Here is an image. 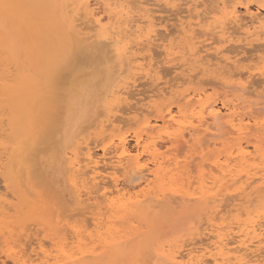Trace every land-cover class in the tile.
<instances>
[{
    "label": "rangeland",
    "instance_id": "rangeland-1",
    "mask_svg": "<svg viewBox=\"0 0 264 264\" xmlns=\"http://www.w3.org/2000/svg\"><path fill=\"white\" fill-rule=\"evenodd\" d=\"M1 1L11 2V3L15 4L16 7L18 6V3L19 4L21 3L19 5L18 9L22 13L24 11V13H23L25 16L24 19H25V21L28 20V22L23 23V21H24L23 20L22 21L23 24L18 25L16 21H11V19L0 10V60H1L0 61L1 62V64H0V72H1L0 73V84H1L0 85V91H1V93H0V125H1V127H0V204L2 203L0 205V214H1L0 215V245H1L0 246V264H7V263L8 264H23V262L24 263L27 262L26 264H31L32 260H33V262H35L34 264H37V263L39 264L42 261V259H39V258H40V256L41 257L43 256V255H41L42 251H40V248H39L40 244L43 246L42 247L43 251L45 250V251H47V253L51 252L50 254H52V258L54 260L50 259L49 260V262H51L50 264H52V263L53 264H63L64 263V261L62 262L61 257L59 258V256H60L59 252H60V249L62 247H65V249L66 250L68 249L69 252H71V253L72 252H78L80 247H82L81 249L84 251H88V250L91 251V249L92 250L96 249V252L94 254H91V258L96 259L93 264H96V263L99 264V262H100V264H169L171 262L170 259L174 255L177 257V259L179 258L178 259L179 261H181L182 259L183 260L186 259L185 261H187L189 259V257H188L189 252L192 251L193 246H194V249H193L194 251H197V249H196L197 247L201 248V244L199 246L196 244H198L199 241L201 243V241H204V239L205 240L207 239V238H205L206 233L208 231L206 228L210 227V225H208V224H209V222H211V219H214L213 221L216 225H220V224L224 225V226L228 225L227 226L228 228L226 227L227 229L231 228V226H232V228L234 227L235 231H237L236 227L238 226V224H243V222L245 223L246 221L250 220V218H252V220H253V217H254L255 221L258 220V223L264 222V218H263L264 217V215H263V213H264V207H263L264 206V188L263 187L259 188L256 191L254 190V192L252 191L253 193L250 192L252 195L249 198L248 197L244 198V196H243V197H240L241 198L240 199V198H237L238 194H240V193H238V194L236 193L237 191L239 192V190H236L237 187L239 186V183H237L238 185L236 184V186H232L229 184L230 187H228L229 188L228 193L227 192L223 193L224 196L222 197L223 200L219 203L220 206L217 203H216V205H214L215 203L211 202L212 200L209 201L210 203H206L207 201H203V200H201L203 203L200 201L185 200V202L187 201L185 203L184 200H181L182 198H180V196H178V194H175V195H177V196H175L173 194V192H171V190L172 191L178 190L180 188H181V190H182V188H184L182 190L183 192H187V190L189 193L199 192L203 181H205V179L209 180L207 178H209L211 175V173L209 174V172H211V170H210L211 167L207 163L210 164V162L216 160V158H219V160L222 159L221 161L224 162V159L227 158L229 153H231V154L237 153L236 149L238 148V145H237V143H235L234 140L233 141L232 140L226 141L225 140L226 137L216 136V135H219L220 133H224L225 130L217 131V132H215L216 135L214 133L213 136L207 137L206 139H205V136L204 137L201 136L202 137V138L200 137L201 140L204 139V141L208 140L210 142V144L207 143L208 147H206L204 149L203 153H201L202 149L201 148L199 149V146L202 144H199L200 142L198 143V141H190V143H189V142H187V139H186V142H185V140L184 141L180 140L181 142H178V144L175 140L173 142H171L169 139H166V137H167L166 131H168V130H166L165 127H163V126L158 127L159 129L157 128V131L154 132V134H155L154 136H156V135L158 136L160 134L161 135L163 134L162 139H159V142H161L163 140L162 142L165 143V147H163V149H160V152H162V154L165 153V155L163 154L164 156L167 155L166 157L168 159L166 158L167 159L166 162L168 163L169 166H171L170 168L174 167L176 169V167L174 166V163H173V162H175V160L179 159L180 162H182V160L185 159V157L187 158V157L192 155L193 159H191L192 161L189 159L190 161L188 160V163L194 162V164L192 163V165H194V166L190 167V168H193V170L189 168L190 170H192L191 173L189 172V174L188 173L187 174H185V173L181 174V170H179L180 174L177 173L178 175L176 174V176H174L175 178H173V181H174L173 182L172 178L170 179V177H173V175L176 172L174 174H171L172 169H173V172L175 171L174 168L168 169L171 172L170 176H169V174H166L168 172H166L164 174L162 173V176H164V177H162V181H164V180H167V181H165L163 183L164 184L163 186H162V184H160L161 182L159 183L156 181L155 183H157V184L156 185L154 184L155 189H153L155 191V192L153 191L154 195L160 194V193L165 195L163 197V200H161L162 202L160 201L159 204L158 203L154 204L152 202L145 201V202H142L140 204L135 205L128 212L118 211L117 209H113V208L106 209L105 207L109 204L102 197L103 196L102 195L103 190L101 192L99 190H97L98 188H96V190H95L93 188V185H90L91 187L89 186V183L87 184L86 188H87V190H88V188H90L89 190H91V194H90L89 190H88L89 191L88 193L90 194L91 197H92V195H94L93 197H96L95 198L96 200L93 198V199H91L92 201L91 200L88 201L87 198L90 196H88L89 194L86 193L87 190H85L86 191L85 194H83L84 193L83 190L85 188H83V190L81 189V192H79V193L76 192L78 189L74 188L75 186L72 187L73 184L71 182L72 171L71 170H69V172L66 171V170L71 168L70 162H72L76 158H77L76 160L79 161L80 157H82L80 159L81 160L80 162H82L83 160L84 161L82 162L81 165L84 166L86 164V162H85V154L87 151L86 150V144H90L89 145L90 147L95 146L96 152L100 156H102V150H103L104 146L110 145L113 140H114L113 143L117 144L119 138H125L126 139L130 154L133 156H135L136 154H138L141 151V149H142L141 146L145 145L146 152L144 150L145 147H143V150L146 154H144V152L141 154H142V156L144 154V156L142 158L145 159L144 161H147L149 158H151L150 154L147 153V151H148L147 146H149L148 152H150L151 146L149 144L152 143V140H149V142L151 141L150 143L146 142L148 139L143 134L144 131H145L144 133H146L144 123L150 121L154 124L156 119H158L160 112H162V110H164L163 112H165L164 108L166 107L167 104L170 105L169 103H171L174 107V110H176V104H173V103L176 102L177 100H180V98L178 99V97L182 94L183 95H187L188 93L191 94V93H193L192 91L200 90L203 88V89H206V91H207L206 97H208L210 99H218V98L221 99L220 97L223 98V96H221V95H223V93L225 91L229 92V90L230 91L232 90V92H234V99L233 98L229 99V97H228L225 100L230 101L231 99L235 100V98L241 100V98H243V100L251 101L252 103L254 102V105L252 108L257 109V110L255 109L256 113H259L262 109L264 110V98L260 97V95L264 96V80H263L264 75H260L263 77L259 78V76H255V77L251 76L250 77L249 74H247V72L248 73L249 72H255V70L260 68V67H261L260 69H264V51H263L264 46L261 47L262 45H264L263 44L264 43L263 32L260 33L261 35L259 34L258 36H255L254 40H253V38H250L251 45H249V46L246 45L247 44L246 41L245 42L243 41L245 43V45L243 44L242 39L244 38V36H243V38L241 37L240 39H238L239 37L236 38L237 41L234 39V42L232 41L233 43H231V44L229 42L227 44L225 41H224V43L222 41H221L222 43H219L220 41L215 42V45L212 46L213 50H214V47H215V49L223 50V52H225L224 53L225 56L230 57L231 62H233V64H227L226 62H222V61L218 60L219 58L214 53L215 52V50H214V51H211L212 53L206 52V53L202 54L203 56H206V54L209 55L208 59L210 61L212 60V63H214V64H212V63L211 64L213 66H210V67L202 66V68H204V69H201L200 64H196L195 62L192 61V59H189L190 58L189 53H190L191 49L194 46L195 47L199 46L198 48H200L201 45L197 44L198 40H194L190 36L189 37L184 36L183 32H180L182 30L181 28L183 27L184 24L186 25L189 22L192 24H195V23L197 24V22L201 18L193 17L194 18L193 19L191 17L194 14L197 15L198 12H199V14L204 12L205 13V14L203 13L204 15L208 14L211 16V17L209 16L210 18L213 17L214 19L209 18L211 20V21H209V19H208L207 22L209 24L208 23L204 24L202 22V24H201L202 29H201V27H199L200 29L197 28L198 25L197 26L193 25V27L195 28V30L198 33V35H197L198 37L200 34H202V31L204 29L209 32L210 29L215 28V26H217V24L218 25L223 24L224 22L227 24H223V25H226V28L228 25L229 31L233 32L235 30V27L233 25L234 23L230 19L231 15L228 16V14L231 13V11H229V9H231L232 7L231 8L229 7V9L227 10V11H229V13L227 12L228 13L227 14L224 12V10H222V12H221V7L219 8L220 10L218 9L219 12H218V10H216L217 7L220 5V4L218 5V3H220V0H198V1H200L199 4H198V2L197 3H195V2L191 3L190 1H193V0H179V1L178 0L177 1L176 0H163V1L158 0V4L160 6L157 5L156 0H149V1L148 0H136V3L133 2L134 0H122V1H127V3L131 1L130 2L131 4L128 3L129 6L131 5L130 7H132L133 3H135L137 5L138 4L137 2H139L140 5L138 4V6H136L135 4H133V6L135 5L136 8L132 7V9H134V11H135V9H136V11H138V9L141 8L143 11L139 9L140 11L134 12V14H136L134 16V18H136L135 19L136 21L135 20H134V22L131 21L132 23L130 25L132 26V24H133L134 29H132V30H135V31L134 32L132 30H131V32L128 31L129 33H126L123 35L124 37H123L120 44H118L117 46H114V47L111 46L113 50H116L117 49L116 47H118V49L121 50V52H122L121 56H119L118 54L116 55V56H118L117 57L119 59L118 60L116 58V56H114V54H110L108 52H107V54L104 53L107 51V45H106L107 42H105V45H106L105 50H104L105 46L103 45L104 51H102L101 48H99L100 47L99 43H98V45H96L97 41L95 42L94 40L93 41L95 43L92 40H90L91 42L87 41V43L86 42L81 43L84 41L83 38H82V41H80L81 39L80 40L78 39L80 41V43L82 44V47L80 44H78V45H80V48L78 47L77 44L76 45L72 44L73 40H77L78 37L79 38L82 37V36H78V32L76 31L77 28L75 29V27L77 26L76 24H78L80 22V25H81L82 22H85L88 20V17L86 19H82L80 21L78 20L76 22H73L72 20H70L68 17H70L72 15L71 12L68 15H65V13L63 12L64 9H62V7H65V6H63L64 2H65V4L67 2H68L67 4H69V3H71V1H67V0H35L37 2H34V0H25V1L24 0L23 1L1 0ZM140 1L143 2L142 3L143 5H141ZM146 1L148 3H150V2L154 3L155 2L156 5L155 4L152 5V3H150L149 5L148 4L144 5L145 3H147ZM90 2H92L91 5H92V8H94L95 7V6H93L94 1L92 0ZM177 2L180 4V5L178 4L179 6L177 5ZM201 2L203 5L201 4ZM229 2H230V0H229ZM212 3H214V4H212ZM36 4H37L36 9H35L36 11L33 10L30 12L32 5H36ZM196 4H197V8H196ZM230 4L231 5L233 4L236 7L238 6L237 10L238 11L240 10L239 15L241 16L243 21L250 22L252 20L251 15L253 16V18H254V16L258 17L259 15H260L259 17H264V7H263L264 6V0H233V1L231 0ZM198 5H200V6H198ZM261 5L263 8L260 7ZM137 7H139V8H137ZM158 7L159 8L161 7V8L159 9ZM163 7H164V9H167V10H165V12H163V10H164ZM148 8H150V9H148ZM151 8L153 11H151ZM168 8H170L171 11ZM174 8H176V9H174ZM26 9L28 12L25 11ZM145 9L147 12H144ZM179 9H180V11H178ZM185 9H187V10H185ZM68 10L71 11V9H68ZM119 10L120 9H118V11ZM172 10H174V11H172ZM190 10H193V11H191V13H190ZM214 10H215V13H213ZM115 11L118 12L117 9ZM186 11H187V13H186ZM173 12H176V13L173 14ZM181 12H183V13H181ZM78 13L81 14L78 17L84 15V12H82V11H80ZM224 13L227 14V16H225ZM258 13H260V14H258ZM25 14L28 16H26ZM29 14H30V18H29ZM54 14L56 16L54 21H52V19L48 20L47 17L50 15H54ZM134 14H132V18H133ZM140 14H142L145 18L149 17L152 21L151 23H154V24L151 25V23L148 22L147 19H145V18L142 19L141 16H139ZM187 15H188V17H187ZM42 16L44 18H41ZM174 16H175V18H174ZM78 17H76V19ZM163 19H164V22H163ZM215 19L216 20L218 19V21H216ZM248 19H250V20H248ZM137 20H139V22H137ZM226 20H229V22ZM29 21H31L30 24H29ZM107 21H108V19L105 20V23H107ZM219 21H220V23H218ZM32 22H33V25H34V22H36L35 23L36 25L38 22V25H39L38 28L41 30L40 32H39V29L37 28V26H35V25L30 26L32 24ZM86 23H87L86 26L84 23L82 26H77V27L83 28L85 26L84 27V28H86L85 33L88 35H92L93 33H95L93 30L94 28H92L93 24L91 22H88V21ZM156 23H158V24H156ZM231 23H232V25H231ZM141 24H142V26H141ZM143 24H146V25H143ZM27 25H29V26H27ZM87 25H90V26H87ZM122 25L124 27L125 24H122ZM137 25H139L140 28L141 27L143 28V26H145L144 27V28H146L145 31H143L144 29L143 30L138 29ZM148 25H151V26H148ZM173 25H176V26H173ZM40 26H42V28ZM34 27H36V28L34 29ZM147 27L148 28L150 27V30L152 29L154 31H152V33H151ZM172 27H174V29ZM206 27L209 30H207ZM230 27H231V29H230ZM31 29L35 33L30 32ZM136 29H138V31ZM155 29H157V30L161 29V30L155 31ZM236 29H238V28H236ZM162 30H165V31L163 32ZM178 30H180V31L178 32ZM199 31H201V32L199 33ZM206 31L205 32L203 31L204 35H203V38L200 37V40H202V41L205 40ZM143 32H145V33H143ZM146 32H148V34H146ZM69 33H71V34L73 33V34L71 35ZM178 33H179V35H178ZM180 33H182V34H180ZM144 35L145 36L147 35V37H145ZM148 35L153 37V38L150 37V39H152L154 41L149 40ZM2 36H5V37H2ZM37 36H39V37H37ZM75 36H76V39H75ZM171 36H172V39H171ZM173 37L176 38V41H174L175 39ZM262 37H263V39H262ZM157 39H159V40H157ZM166 39H168L169 41ZM260 39H262V40H260ZM75 42L78 43V41H75ZM235 42H239V43H235ZM90 43L94 44L95 47L92 46ZM102 43H101V45H102ZM122 43L124 44L123 46H122ZM206 43L207 42H205V44ZM240 43L242 44V47H241V45H239ZM259 43H260V47H257V46H259L258 45ZM154 44H156V46ZM159 44L161 45V47H162V44L165 45L166 48L168 46H170L168 48H172V49L174 48V49H176V51H174V49H173V51H172L173 55L168 57L167 55H164L165 54L164 49H163V47L162 48L159 47L160 46ZM169 44H171V45H169ZM208 44H210L209 41H208ZM184 45H186V47ZM76 46L78 47V49H75V50L78 53L74 52L75 56H73L74 54H71L72 48L74 49V47H76ZM233 46L236 49L237 48L239 49L238 50L239 53L237 52L236 49H234ZM236 46H239V47H236ZM111 47L109 48L110 50H111ZM205 47L206 48H204V49H210L207 45ZM225 47H227V48H225ZM231 47H233V49H231ZM253 48L256 49L257 51L254 50ZM89 49H92L91 50L92 53H90ZM109 49H108V51H109ZM240 49L242 50V52L240 51ZM252 49L254 51H252ZM84 50H88V51H85L86 52L85 53ZM128 50L132 51V52L130 53ZM234 50H236V52ZM82 51L85 53V55L87 54L88 56L87 55L83 56V54L80 55V53ZM98 51H100L101 53ZM113 52H115V51H113ZM133 52L136 53V55H134ZM158 52L160 54H162V53L163 54L160 55ZM231 52L232 53L234 52L233 55L235 57L232 55ZM99 53L102 56V58L100 57V59L98 57ZM105 54H106V57H105ZM131 54H132V56H131ZM155 54L159 57H157ZM139 56L144 57V58H147L148 56L149 57H148L147 61H146V59L144 61H142L141 58H137ZM152 56L153 57L155 56V58H153ZM214 56H216L217 59L216 58L214 59ZM231 56L234 58L232 59ZM80 57H81V59H80ZM86 57H89V59ZM93 57H94V60H93ZM247 57H248V59H247ZM71 58H73L75 61ZM97 58H98V61H100L101 63L95 62V61H97ZM132 58L135 59L134 60L135 62L132 61L133 60ZM172 58H173V60H172ZM211 58H213L214 60ZM239 59H240V61H239ZM243 59H246L247 61L246 60L244 61ZM123 60H126L127 64ZM129 60H131L130 61L131 63L129 62ZM82 61H83V63H82ZM113 61H114V63H113ZM121 61H123V62H121ZM158 61H160V63ZM237 61H239V62H237ZM78 62L81 63L82 65L80 64L81 65L80 66ZM161 62H163V63H161ZM123 63L126 64L127 66L123 67V65H124ZM128 63H130L129 68H128V66H129ZM133 63H135V64L133 65ZM138 63H141V64L143 63L145 65L149 63L150 69L153 67H154L153 69H155L158 66L157 70H154L155 74H154V72L152 73L153 76L155 75L154 77L157 78V79H155L157 81L156 84L151 83L154 80L153 76L149 79H147V77L143 76L145 71L143 72L141 70V68L137 67L138 65H140ZM154 63H156L155 64L156 66L154 65ZM178 63H180L181 66H178L179 65ZM72 64H73V66H72ZM162 64L165 66V68H168L169 70L171 68V70L170 71H168V69L163 70V67H161ZM175 64H176V66H175ZM6 65H7V67H6ZM70 65L72 66L71 68H70ZM133 66H136V67L133 68ZM187 66H189V67H187ZM196 66H198V68L200 70H198V68ZM230 66L233 68H231ZM10 67H12V68H10ZM74 67L76 69L78 67L79 69L76 70ZM190 67H192V69H190ZM63 68L64 69L67 68V69L64 70ZM127 68L129 70H127ZM186 68H187V70H186ZM194 68H196V69H194ZM1 69H3V70H1ZM58 69H59V71H58ZM146 69H147V66H146ZM213 69H214V71H213ZM249 69H251V70H249ZM17 70L20 74L17 72ZM117 70H118V73L116 72ZM124 70H125V72H124ZM161 70H163L164 72ZM71 72H73V73H71ZM241 72H243L242 76H244V77L241 80H239L237 74H234V73L241 74ZM244 72H246L245 73L246 75L244 74ZM256 72H258V71H256ZM63 73L65 75L61 76ZM113 73L116 74L115 75L116 77L115 76L113 77V75H114ZM158 73H161V75L160 74L157 75ZM162 73H164V74H162ZM139 74L142 77H140ZM168 74H170V75H168ZM193 74L195 77L193 76ZM68 75H69V78H68ZM189 75H191V76H189ZM4 76H6L8 78H6ZM55 76H56V78L58 76V81L55 78ZM59 76H60V78H59ZM120 76H122L124 78H122ZM112 77L115 78V80H113ZM143 77H144V79H142ZM158 77H161L162 79L158 80L159 79ZM245 77H246V79H245ZM63 78H67L68 82H66V79H65V81L62 80L63 81V83H61L62 86L64 84V86L70 87L73 83H80L82 86H88V88H90L93 95H96L95 96L96 100L90 104L89 109L86 111V113L84 115L83 122L80 124L79 128L77 129V135H79L80 132H82L84 129H86V128H89V129H87V131L86 130L83 131L84 135L82 134V136H81L82 139L80 138L81 140L76 139V138H75L76 140L75 139L73 140L75 142V144L77 143V145H75L73 143H72L73 145L70 144L69 147L72 145L71 149L65 148V145L62 142V139H63L62 136H59L60 139L58 137L57 139L52 140L51 137H53V136L49 135V139H50V141H49V139H48L49 132H48V134L46 133V129L48 127L47 125L49 123H53V122H51L53 120V118L50 115H51L52 111L55 110L53 105L55 106L56 104H53L52 101H59V102L61 101L58 93L62 92V91L60 92V90L62 88H60V85H57V83L60 84V82H62V81H60V79H63ZM163 78H165V79H163ZM178 78H181V79H178ZM257 78L261 80V81L258 80L256 82L259 86H257L255 84V82H253V81L257 80ZM39 79H40V81H39ZM55 79H56V81H55ZM121 79H123V80H121ZM204 79H205V81H207V82L209 81V82L206 84V82H204ZM209 79H211V83L215 82V84L209 85V83H210ZM127 80H128V82H126ZM155 80L153 81L154 83H155ZM169 80H170V82H169ZM250 80L252 82H250ZM119 81H120V83H119ZM130 81L132 84L130 83ZM146 81H147V83L148 82L149 83L146 84ZM53 82H54V84H49V83H53ZM158 82L160 85L158 84ZM240 82L243 83L245 87L248 86L249 89H248V87H246V90L248 89V91L250 93L252 91L253 94L252 93L250 94L247 92L243 93L246 90L245 91H243L241 89L237 90L238 88H236V87L238 86V84ZM36 83H38V84H36ZM113 83L116 85H118V84L121 85V83H122L123 87L127 86L129 88L128 89L129 91L127 90V93L129 92L128 94L130 96L127 93H126L127 96L125 93H123L124 95L120 94V93L116 94L117 92H115V89L116 88L122 89L123 87L120 85H118V86L113 85ZM167 83H169V84H167ZM251 83H253V84H251ZM107 84H109V85H107ZM229 84L234 85L236 87L231 88V89H228V87L225 88V86H227ZM51 85H55L56 88H54V86L51 87ZM104 85L105 86L107 85V86L105 87ZM154 85H156V86L154 87ZM1 86L3 87V89H1ZM169 86L171 87V90H170ZM178 86H181V87H178ZM256 86H257V88H256ZM41 87H43V89ZM52 88H54V89H52ZM57 88L59 90H57ZM110 88H111V90H110ZM112 88H114V89L112 90ZM149 88L153 89V90H150ZM6 90H7V93L4 92ZM55 90L58 91L57 94L54 93ZM156 90H158V91H156ZM40 91H42V94H44L46 96L42 97L41 93L39 94ZM164 91H165V94L167 93L168 96L163 94ZM108 93H109V95H108ZM110 93L112 95H110ZM135 93H136V95H134ZM161 93L163 95H165V99L159 98L156 96V95L161 94ZM140 94H142V95H140ZM39 95H40V98H42V100H44L43 98H45L46 104H48V103L49 104L48 105L43 104L44 102L40 99H39L40 100L39 101L37 99V98H39ZM48 95H50L51 98H47ZM55 95H58V96H57V98L53 99V97ZM104 95H105V97H104ZM121 95H123V96H121ZM36 96H37V98H36ZM62 96H63V94L61 95V97ZM154 96H156V97H154ZM254 96H256V98ZM146 97H148V98L146 99ZM176 97H177V99H176ZM239 97H241V98H239ZM258 97H260V98H258ZM27 99H29L28 100L29 106L27 105L28 104L27 101L25 102V100H27ZM101 99H104V100H101ZM49 101H51V102H49ZM142 102H144L143 103L144 105L145 104L149 105L150 103L152 105H155V106L157 105L156 106L157 108H152V109H154V112L152 113V115L149 114V112H151L150 110H147V111L144 110L146 112L143 111L142 115H140L141 112L134 113V111H137L139 109V107H141V105H143ZM158 102H160V103H158ZM218 102H220V100H218ZM240 102H242V100L239 101L238 103H240ZM256 102H258L260 104L263 103V104L255 107ZM31 105H32L31 109L36 110L35 114L29 108ZM41 105H43L45 107L43 112L41 110L43 107L40 109ZM138 105H139V107H138ZM58 106H60V104H58ZM257 107H259V108H257ZM121 108L125 109V110H122ZM158 108L160 109V112L158 111L159 113H157L155 111ZM38 109H40L39 111H41V112H39ZM117 109H121V110H117ZM4 110L6 112H4ZM124 111L126 112L127 115H125ZM255 112H253L255 114L254 116H259V115H256ZM103 113H105V114H103ZM122 113H124V114H122ZM138 113H139V115H138ZM263 113H264V111L260 115H264ZM32 114H34V115H32ZM131 114H132V116H131ZM144 115H146L145 118H144ZM48 116L51 117L52 119L49 118ZM149 116H152V117H149ZM155 116H157V117H155ZM125 117L126 118L128 117L127 121H126ZM19 118H21V119L19 120ZM44 118H45V120H44ZM129 118H130V120H129ZM146 118H149V119L146 120ZM37 119L41 120V122H39L40 124L38 123ZM108 119H110V121L113 123L114 126L111 125V122H109ZM115 119H116V123L114 121ZM2 120H4V122ZM43 120L46 122H44ZM92 120H93V122H92ZM95 120H97V121L95 122ZM117 120H121V121H119L121 123H119ZM122 120H123V122H122ZM143 120H144V123H143ZM128 122H130V123L132 122V124H128ZM122 123H124V124H122ZM88 124L90 126L92 125L93 127L91 126L92 127L91 128L89 126V127L85 128V126H88ZM94 124H96V125H94ZM116 124H118V125H116ZM98 125H99V127H97ZM103 125L104 126L106 125V126L103 128ZM109 125H111L114 128H109V127H111ZM131 125H133L134 127H132ZM4 128H6V129H4ZM96 128L99 130V134H97L98 130ZM107 128L110 130H108ZM116 128L118 129V131ZM175 128L177 129V127H174L173 130H170L169 132H173ZM115 129H116V131L112 132V130L114 131ZM121 129H123V130H121ZM80 130H82V131H80ZM102 130L104 132L106 131L105 132L106 134H104V132ZM140 134L141 135L143 134V136H144L143 141L148 143V145L143 144L144 142L142 141L143 145L141 144L140 147H137V144H136L137 139L136 138L138 137L137 135L140 136ZM259 136L260 135H258L257 133H253L249 137L250 141L249 140H247V141L243 140L242 145L250 151L251 155H249L248 159L250 160L252 158L251 156L254 155V158H253L254 160L258 159V162H260L259 159L261 161L263 160L260 165L257 162V165H259L260 167H264V154H263L264 153V138H261V140H260ZM112 137H113V139H112ZM261 137H264V136L262 135ZM93 138H95V139L93 140ZM145 138H146V140H145ZM54 140L60 141L59 144L57 143L58 144L57 146H59L60 149L62 148L61 150L58 147H56V144H52ZM91 140H93L94 143L90 142ZM20 141L22 142L21 144H23L22 146L20 145ZM208 141H206V142H208ZM219 141H223V142L221 143ZM229 141H231L233 143H230ZM46 142L48 144L50 142H52V143H51V145H48V144H45ZM54 142H57V141H54ZM99 142H102V143L99 144ZM174 142H176V143H174ZM206 142H204V144H206ZM211 142H213V144L216 146L212 145ZM236 142H238V141H236ZM247 142H250V143H247ZM181 143L183 144V146L186 145V147L185 146L180 147ZM193 144H195V145H193ZM196 145H197V147H196ZM78 146L82 150L80 148H78ZM42 147H44V148H42ZM54 147L57 148L56 157L52 156L53 155L52 152H54V151L56 152V149H53V151H52V148H54ZM254 147L255 148L259 147V148L257 150V148L255 149ZM197 148H198V150H197ZM227 148L230 150H228ZM214 149H217L216 152L214 151ZM47 150H48V152H47ZM72 150H77L78 155L77 156L72 155V154L70 155L69 153ZM221 150H223V151L227 150V151H225L223 153V151H221ZM81 151L83 153H81ZM221 152L223 153V155H221ZM79 153H80V155H79ZM120 153L121 152H119L118 155H120ZM175 154H176V156L178 155L177 156L178 158L175 156ZM188 154H190V155H188ZM71 156L73 158H71ZM194 156H195V159H194ZM232 156H234V155H232ZM78 157H79V159H78ZM210 157H211V159H209ZM66 158H68V161L66 160ZM70 158H71V160H70ZM236 158L237 157L234 158L233 163L236 160H237V162H239L238 158L237 159ZM173 159H174V161H172ZM205 159H208V160L206 161ZM36 160H37L36 165H38V162H39L40 167L39 166L37 168L34 167V166H36L35 162H34ZM168 160L170 162H172V165H170ZM193 160H195V161H193ZM183 161L184 162L180 163V166H182V167H183V164L186 163L185 160H183ZM255 161H257V160H255ZM44 162H46L47 164H45ZM151 165L152 164H150V167L152 169L156 168L154 165H152V166ZM192 165H190V166H192ZM66 167H67V169H66ZM166 167H167V165H166ZM194 167H197V168H194ZM40 168L44 169L43 171L46 170L45 173H43L42 170L40 171ZM239 169H240V167H239ZM41 172L43 174H41ZM65 172H67L68 174ZM15 173L17 174L16 177H15ZM28 173H29V176H28ZM204 173H206L209 177L207 175H205ZM36 174L37 175L39 174L38 175L39 178ZM17 176L22 177V178L20 177V179H19L21 181V183L19 182ZM40 176H42L43 179H46L45 181L47 183H44V182L42 183V177H40ZM87 177L84 176L83 178L88 179ZM120 177L118 175V178H120L119 179V184H121L120 187H125L129 182L126 184L124 181V179L126 180V178L123 175ZM122 178H123V180H122ZM33 179H35L34 181L37 182L38 186L34 187V185H37V184L35 182H33ZM128 179H129V177H128ZM176 179L177 180L180 179L181 181L180 180L177 181ZM195 179H197V180H195ZM88 181H89V179H88ZM185 181H186V183H185ZM110 183H112V182H110ZM110 183H109V186H110ZM209 183H210V181H209ZM31 184H33V185H31ZM48 184H50V185L48 186ZM159 184L162 186V188ZM112 185H113V183H112ZM112 185L110 187L108 185L106 186L108 193L111 192L112 190H114L111 188ZM123 185H125V186H123ZM142 186L144 187L145 185H142ZM208 186L210 187L211 185L208 184ZM36 187H38V188L36 189ZM44 188H46V189H44ZM47 188H48V191H47ZM52 188L56 191L55 192H54V190L51 191ZM153 188H154V186H153ZM75 189H77V190L75 191ZM194 189H197V190H194ZM24 190H26L27 192ZM39 190L44 192V195ZM137 190L139 193H141L140 190L142 191L145 189H143V188L140 189V186H138V188L136 187V189L133 190V192H135L137 194L138 193ZM92 191H94L95 193L93 192V194H92ZM96 191L100 192L101 194L100 193L98 194ZM249 191H251V190L249 189L247 192H249ZM112 192L114 194L109 193L108 200H114L117 203L124 201V200L118 199L119 196L117 195L118 193L117 194L115 193L116 190L112 191ZM229 192H230V195L232 196V198H233V194L236 197H234L233 199L230 198V196L227 197L226 194L229 195ZM47 193H48V195H47ZM41 194H42V196H40ZM80 194H83V195H80ZM110 194H111V196H110ZM30 196L32 199L29 198ZM80 196H82L83 198ZM117 196H118V198H117ZM9 197L10 198L13 197V199H10ZM35 197L38 201H35L36 200ZM60 198H61V200H60ZM125 198L127 199L128 196ZM77 199L81 200V202L83 204L82 203L80 204V201L76 202ZM82 199H83V201H82ZM237 199L241 200V201H237ZM248 199H250V200H248ZM85 200L88 201V203L85 202ZM172 200L176 201V203L173 202ZM60 201L63 203H61ZM181 201L184 203H182ZM245 201H246V203H245ZM28 202L30 204H28ZM78 203H79V205L77 206ZM89 203H91L93 205H91ZM86 204H88L89 208H91L88 210V212H87L88 208H85V207H88ZM37 205H38V207H37ZM228 205H230V206H228ZM10 206L13 209H11ZM40 206L43 208L38 209ZM94 206L96 208H95V210L94 209L92 210V208H94ZM214 206H216V208H214ZM217 206H219V209ZM7 207H8V209H7ZM79 207H80V209H78ZM97 207H100V209H102V208L103 209L98 210ZM220 208L223 210H221ZM42 209H44L45 211ZM214 209H216L215 211H220V210L223 211L221 213L219 212L220 216L219 215H218L219 217L217 216L218 220L216 219V216H215V215H217L218 212H215ZM33 211H35V212H33ZM76 211H77V213H76ZM81 211H82V213H81ZM208 211H209V213H208ZM228 211H229V213H228ZM233 211H234V213H233ZM69 212H71V213H69ZM260 212L262 213L261 215H263V216H259ZM37 213L40 214V216ZM72 213L74 215H72ZM101 213L105 214V217H106V219L104 221H102V226L104 225L105 228L103 227L104 229H102V226H100V228L97 229V226L95 224L97 222V219H99L98 218L99 214H101ZM214 213H215V215H214ZM64 214H66V215H64ZM67 214H69V215L67 216ZM62 215H64V216H62ZM77 215H79V216H77ZM221 216L226 218L227 220H225ZM68 217H72V218H68ZM213 217H215V218H213ZM62 218H64V219H62ZM219 218H220V220L221 219L222 220L220 221ZM244 218H245V220L243 221ZM246 218H247V220H246ZM78 219H79V221H78ZM204 219L206 220L205 223L203 222V221H205ZM215 219L218 222H216ZM85 220H87V221H85ZM238 220H239V222H238ZM213 221L211 223H213ZM224 221H227V222H224ZM229 222L231 224L233 223L234 225L233 224L230 225ZM29 223H31V225ZM235 223H237V224H235ZM27 224H29L30 226H28ZM94 225L96 226V228H94L95 227ZM26 226H28V227H26ZM202 226H203V228H202ZM17 227H18V229H17ZM14 228H16V232H15ZM75 228H78V229L75 230ZM63 229H65V230L62 231ZM79 229H81L82 234L85 231V233L83 235V237L85 239H83V237H82L83 241L81 244H79V240H78L77 236H76V238L74 237L75 239L73 238V236L77 235L74 232L77 230L79 231ZM203 229H204V231H202ZM205 229H206V232H205ZM38 230H39V233H38ZM73 230H75V231H73ZM109 230H110V232L112 231L111 233H113L112 234L113 236L116 235L115 240H113L114 238H112L111 235L109 234L110 233V232H108ZM33 231H35V232H33ZM203 232H205V234ZM72 233H74V234H72ZM89 234L90 235L92 234V235L89 237L88 236ZM30 235H32V236H30ZM15 236H17V237H15ZM91 237H92V239H90ZM110 237L112 238L111 242L109 241ZM79 238H81V237L79 236ZM109 242L112 244H108ZM181 242H182V244H181ZM184 244H185V246H184ZM188 244H190V245H188ZM77 245L78 246L81 245V246L78 247ZM177 246H178V248H177ZM76 247H78V250H75V249H77ZM71 248H74V250ZM27 249H29V250H27ZM37 249H39V250H37ZM180 250H181L182 254H181ZM176 251H178V252H176ZM25 252H27L28 254ZM200 252H201L200 250L197 251L196 253L193 252V255L194 254L200 255L201 254ZM18 253H20L19 255H21V258L19 257ZM57 254H59V255H57ZM87 255H89V254H87ZM171 255H173V256H171ZM179 255H183V257L185 259ZM30 257L32 259L29 262L28 260H30ZM210 257L211 256L206 258V260H205L206 264L207 263L208 264H210V263L214 264L212 261L213 259H211ZM25 260H26V262H25Z\"/></svg>",
    "mask_w": 264,
    "mask_h": 264
},
{
    "label": "bare ground",
    "instance_id": "bare-ground-1",
    "mask_svg": "<svg viewBox=\"0 0 264 264\" xmlns=\"http://www.w3.org/2000/svg\"><path fill=\"white\" fill-rule=\"evenodd\" d=\"M7 1V0H6ZM15 1V0H14ZM18 1H23V0H18ZM25 1V0H24ZM67 1H71V3H69V4H65V2L63 3V6H65V7H62V9H64L63 10V12L65 13V15H68L70 12H71V16L70 17H68L70 20H72L73 22H76V21H80V20H82V19H86L87 17H88V22H91L92 24H93V26H92V28H94L93 30H94V32L95 33H93L92 35H88V34H86L85 33V30H86V28H84L85 26H86V22L87 21H85V22H82L81 23V25H80V22L78 23V24H76L77 26H82L84 23H85V26L83 27V28H78L77 26L75 27V29H76V31L78 32V36H82V37H78L77 38V40H73L72 38V44H74V45H78V44H80L81 45V47H82V44L81 43H84V42H86L87 43V41L88 42H91L90 40H94L95 42L97 41V43H96V45H98V43H99V48H101V50L102 51H104L105 49H106V45H107V51L106 52H104V53H106L107 54V52L108 53H110V54H114V56H116L117 54L119 55V56H121V54H122V52H121V50L120 49H118V47H116L117 49L116 50H113L112 49V47H114V46H117L118 44H120L121 43V41H122V39H123V35L124 34H126V33H129L128 31H130L131 32V30L132 29H134V26H133V24H132V26L130 25L132 22L131 21H133L134 22V20L136 19V18H134V16L136 15V14H134V12L136 11V9H135V11H134V9H132V7L134 8L135 7V3H136V0H134L133 2H135V3H133V4H135L134 6H133V4H132V7H130L129 6V4L128 3H130V2H128L127 3V1H122V0H93L94 1V4H93V6H95L94 8H92V2H90V1H92V0H67ZM149 1V0H148ZM157 1V5L158 6H160L159 4H158V0H156ZM161 1H163V0H161ZM177 1V0H176ZM179 1V0H178ZM233 1V0H232ZM34 2H37V1H35L34 0ZM141 2V1H140ZM147 2V1H146ZM154 2V1H153ZM191 3L192 2H195V3H197L198 2V4L200 3V1H198V0H193V1H190ZM189 2V3H190ZM203 2V1H202ZM202 2H201V4H202ZM230 2H231V0H230ZM230 2H229V0H220V3H218V7H217V9L216 10H218L220 7H221V12H222V10H224V12L225 13H229V11H231V13H227L228 14V16H230L231 15V17H230V19H231V21H233V25H234V27H235V30L233 31V32H230L229 31V29H228V25H227V28H226V25H223V24H227V23H223V24H217V26H215V28H212V29H210V33L208 32V31H206L205 29L203 30L204 32L206 31V38H205V40H200V37L201 38H203V31H202V34H200L199 35V37L197 36L198 35V33H197V31L195 30V28L193 27V25H198V27L197 28H199V27H201V24H202V22L204 23V24H206V23H208L207 21H208V19L211 17L210 15H204L203 13H200L199 14V12L197 13V15L196 14H192L193 16L191 17V18H193V17H199V18H201V19H199V21L197 22V24L195 23V24H192V23H187L186 25L184 24L183 25V27L181 28L182 30L180 31V30H178V32L180 31V32H183V34H184V36H187V37H192L194 40H198L197 41V44H199V45H201V47L200 48H198V47H193L192 49H191V51H190V53H189V59H192V61L193 62H195L196 64H200L201 65V69H204V68H202V66H207V67H210V66H213L212 64H214V63H212V60L210 61L209 59H208V54H206V56H203L202 54L203 53H206V52H211V51H214L215 50V54L218 56V60H220V61H222V62H226L227 64H233V62H231V58L230 57H227V56H225V52H223V50H220V49H215V47H214V50H213V45H215V42H219V43H224V41L228 44V42L231 44V43H233L234 42V39L236 40V38H238V39H240L241 37L243 38V36H244V38L242 39V42L244 41H246L247 42V44L246 45H251V40H250V38H253V40H254V37L255 36H258L261 32H263V34H264V17H255L254 16V18H253V16L251 15V21L250 22H247V21H243V19L241 18V16L239 15V11L237 10L238 8V6L236 7V6H234L233 4L231 5L230 4ZM139 5H140V3L139 2H137ZM143 2H141V5H143L142 4ZM150 3H152V2H150ZM150 3H145L144 5H149ZM163 3V2H162ZM161 3V4H162ZM188 3V2H187ZM190 3V4H191ZM235 3V2H234ZM241 3V2H240ZM21 4V3H20ZM19 3H18V6L16 7V5L15 4H13V3H11V2H5V1H1L0 0V10L5 14V15H7L10 19H11V21H16L17 22V24L18 25H21V24H23V23H25V22H28V20L27 21H25V19H24V11H23V13L18 9V7H19V5H20ZM131 4V3H130ZM138 4L136 5V6H138ZM155 4V2L154 3H152V5H154ZM169 4V3H168ZM179 3L177 2V5H178ZM200 4V5H201ZM207 4V3H206ZM212 4H214V3H212ZM249 4V3H248ZM156 5V4H155ZM163 5V4H162ZM180 5V4H179ZM178 5V6H179ZM187 5V4H186ZM200 5H198V6H200ZM203 5V4H202ZM201 5V6H202ZM216 5V4H215ZM214 5V6H215ZM236 5V4H235ZM238 5V4H237ZM263 5V4H262ZM262 5L260 6V7H262ZM36 6H37V4L36 5H32V7H31V9H30V12L31 11H33V10H35L36 9ZM183 6V5H182ZM242 6V5H241ZM240 6V7H241ZM22 7V6H21ZM229 7L232 9H229ZM244 7V6H243ZM259 7V8H260ZM264 7V6H263ZM262 7V8H263ZM136 8V7H135ZM137 8H139V7H137ZM159 8V7H158ZM161 8V7H160ZM159 8V9H160ZM167 8V7H166ZM196 8H197V4H196ZM214 8V7H213ZM68 9H71V11L70 10H68ZM114 9V10H113ZM117 9V11H118V9H120L118 12H116L115 10ZM140 10H142L141 8H139ZM138 9V11H140ZM148 9H150V8H148ZM158 9V10H159ZM163 9H164V7H163ZM162 9V10H163ZM168 9H170V8H168ZM174 9H176V8H174ZM184 9V8H183ZM229 9V11H227ZM240 9V8H239ZM165 10H167V9H164L163 10V12H165ZM185 10H187V9H185ZM194 10V9H193ZM193 10H190V13H191V11H193ZM220 10V9H219ZM219 10H218V12H219ZM226 10V11H225ZM25 11H27V9L25 10ZM36 11V10H35ZM80 11H82V12H84V15L83 16H80V17H78L79 15H81V14H79L78 12H80ZM138 11H136V12H138ZM143 11V10H142ZM141 11V12H142ZM150 11V10H149ZM151 11H153L152 10V8H151ZM155 11V10H154ZM170 11H171V9H170ZM169 11V12H170ZM172 11H174V10H172ZM178 11H180V9L178 10ZM183 11V10H182ZM195 11V10H194ZM247 11V10H246ZM260 11V10H259ZM28 12V11H27ZM144 12H147L146 11V9L144 10ZM189 12V11H188ZM202 12V11H201ZM217 12V13H218ZM262 12V11H261ZM176 12H173V14H175ZM181 13H183V12H181ZM186 13H187V11H186ZM213 13H215V10H214V12ZM224 13V15L225 16H227V14H225ZM27 14V13H26ZM25 14V15H26ZM114 14V15H113ZM132 14H134L133 15V18H132ZM245 14V13H244ZM257 14V13H256ZM258 14H260V13H258ZM177 15V14H176ZM182 15V14H181ZM204 15V16H203ZM217 15V14H216ZM242 15V14H241ZM26 16H28V15H26ZM106 16V17H105ZM139 16H141V18L142 19H144L145 17L142 15V14H140ZM190 16V15H189ZM202 16V17H201ZM210 16V17H209ZM243 16V15H242ZM250 16V15H249ZM76 17H78L77 19H76ZM156 17V16H155ZM183 17V16H182ZM185 17V16H184ZM187 17H188V15H187ZM222 17V16H221ZM29 18H30V14H29ZM41 18H44L43 16L41 17ZM48 18V20H51L52 19V21H54V19L56 18V16H55V14L54 15H50V16H48L47 17ZM174 18H175V16H174ZM213 18V17H212ZM212 18H210V19H212ZM229 18V17H228ZM28 19V18H27ZM106 19H108V21H107V23H105V20ZM139 19V18H138ZM145 19H147L148 20V22H152L151 21V19L149 18V17H147V18H145ZM155 19V18H154ZM157 19V18H156ZM162 19V18H161ZM185 19V18H184ZM187 19V18H186ZM190 19V18H189ZM188 19V20H189ZM194 19V18H193ZM209 19V21H211ZM214 19V18H213ZM229 19V20H230ZM24 20V21H23ZM216 20V19H215ZM229 20H226V21H228L229 22ZM248 20H250V19H248ZM22 21H23V23H22ZM136 21V20H135ZM216 21H218V19L216 20ZM30 22L31 21H29V24H30ZM39 22V21H38ZM38 22H37V25L35 24L36 22H34V25L35 26H37V28H38ZM137 22H139V20H137ZM145 22V21H144ZM163 22H164V19H163ZM162 22V23H163ZM177 22V21H176ZM213 23V22H212ZM217 23V22H216ZM218 23H220V21L218 22ZM222 23V22H221ZM122 24H125L124 25V27H123V25ZM140 24V23H139ZM149 24V23H148ZM154 23H151V25H153ZM156 24H158V23H156ZM155 24V25H156ZM173 24V23H172ZM209 24V23H208ZM236 24V25H235ZM33 25V22H32V24L30 25V26H34ZM143 25H146V24H143ZM151 25H148V26H151ZM177 25V24H176ZM176 25H173V26H176ZM231 25H232V23H231ZM26 26V25H25ZM27 26H29V25H27ZM87 26H90V25H87ZM138 26V29H140V30H143V31H145V29L146 28H144L145 26H143V28L141 29L140 28V26L139 25H137ZM141 26H142V24H141ZM157 26V25H156ZM169 26V25H168ZM195 26V27H196ZM237 26V27H236ZM41 28H42V26H40ZM123 27V28H122ZM136 27V26H135ZM212 27V26H211ZM36 27H34V29H35ZM89 28V27H88ZM87 28V29H88ZM91 28V29H92ZM148 28V27H147ZM173 29H174V27H172ZM196 28V29H197ZM236 28H238V29H236ZM39 29V28H38ZM138 29H136L137 31H138ZM200 29V28H199ZM201 29H202V27H201ZM206 29H207V27H206ZM230 29H231V27H230ZM37 30V29H36ZM139 30V31H140ZM148 30H150V27L148 28ZM157 29H155V31H156ZM161 29H159V30H157V31H160ZM207 30H209V29H207ZM212 30V31H211ZM41 30L39 29V32H40ZM133 32L135 31V30H132ZM152 31H154V30H150V32L152 33ZM163 32L165 31V30H162ZM30 32H32V33H35V32H33V30L31 29L30 30ZM141 32V31H140ZM149 32V33H150ZM201 31H199V33H200ZM208 32V33H207ZM37 33V32H36ZM139 33V32H138ZM143 33H145V32H143ZM155 33V32H154ZM157 33V32H156ZM161 33V32H160ZM159 33V34H160ZM166 33V32H165ZM69 34H71V33H69ZM73 34V33H72ZM71 34V35H72ZM132 34V33H131ZM137 34V33H136ZM146 34H148V32H146ZM158 34V35H159ZM164 34V33H163ZM180 34H182V33H180ZM76 35V34H75ZM151 35V34H150ZM173 35V34H172ZM178 35H179V33H178ZM261 35V34H260ZM142 36V35H141ZM145 36V35H144ZM149 36V35H148ZM156 36V35H155ZM2 37H5V36H2ZM37 37H39V36H37ZM145 37H147V35L145 36ZM150 37L151 36H149V40H152V39H150ZM167 37V36H166ZM180 37V36H179ZM82 38H83V42H81L80 43V41H82ZM142 38V37H141ZM151 38H153V37H151ZM174 38V37H173ZM75 39H76V36H75ZM80 41H79V40ZM134 39V38H133ZM140 39V38H139ZM161 39V38H160ZM169 39V38H168ZM168 39H166V40H168ZM171 39H172V36H171ZM175 39V40H174ZM173 40L174 41H176V38H174ZM262 39H263V37H262ZM262 39H260V40H262ZM141 40V39H140ZM143 40V39H142ZM157 40H159V39H157ZM156 40V41H157ZM164 40V39H163ZM178 40V39H177ZM62 41V40H61ZM75 41H78V43H76ZM93 41V42H94ZM144 41V40H143ZM152 41H154V40H152ZM151 41V42H152ZM161 41V40H160ZM169 41V40H168ZM167 41V42H168ZM208 41L210 42V44H208ZM222 41V42H221ZM233 41V42H232ZM237 41V40H236ZM94 42V43H95ZM103 42V43H102ZM105 42H107L106 43V45H105ZM205 42H207L206 44H205ZM241 42V41H240ZM243 42V44L245 45V43ZM101 43H102V45H101ZM134 43V42H133ZM235 43H239V42H235ZM92 46H94L95 47V45L94 44H92V43H90ZM142 44V43H141ZM157 44V43H156ZM156 44H154L155 46H156ZM161 44V43H160ZM159 44V45H160ZM175 44V43H174ZM195 44V43H194ZM217 44V43H216ZM256 44V43H255ZM264 44V43H263ZM80 45H78V47L80 48ZM86 45V44H85ZM88 45V44H87ZM105 46V48H104V46ZM124 44L122 43V46H123ZM169 45H171V44H169ZM176 45V44H175ZM208 46L210 49H204V48H206L205 46ZM219 45V44H218ZM234 45V44H233ZM239 45H241V47H242V44L240 43ZM259 46H257V47H260V43L258 44ZM103 46V47H102ZM112 46V47H111ZM135 46V45H134ZM143 46V45H142ZM145 46V45H144ZM185 47H186V45H184ZM229 46V45H228ZM255 46V45H254ZM264 45H262L261 47H263ZM78 47L76 46V47H74V49L72 48V52H71V54H74V52H76V53H78L75 49H78ZM111 47V50L109 49ZM159 47H161V45L159 46ZM162 47H163V49H164V52H165V54L164 55H167L168 57H170V56H172L173 55V53H172V51H173V49L172 48H168V47H170V46H168L167 48H166V46L165 45H163L162 44ZM161 47V48H162ZM234 47V46H233ZM233 47H231V49H233ZM236 47H239V46H236ZM85 48V47H84ZM88 48V47H87ZM103 48H104V50H103ZM152 48V47H151ZM157 48V47H156ZM179 48V47H178ZM225 48H227V47H225ZM5 49V48H4ZM108 49H109V51H108ZM128 49V48H127ZM140 49V48H139ZM162 49V50H163ZM180 49V48H179ZM234 49H236L235 47H234ZM244 49V48H243ZM254 49V48H253ZM252 49V51H254V50H256V49H254L253 50ZM262 49V48H261ZM260 49V50H261ZM75 50V51H74ZM90 50V53H92L91 52V50L92 49H89ZM115 51V52H113V51ZM131 50V49H130ZM161 50V49H160ZM227 50V49H226ZM237 50V52L239 53V49L237 48L236 49ZM236 50H234L235 52H236ZM259 50V51H260ZM85 51H88V50H84V52ZM112 51V52H111ZM129 51V50H128ZM127 51V52H128ZM174 51H176V49H174ZM240 51L242 52V50L240 49ZM257 51V50H256ZM255 51V52H256ZM264 51V50H263ZM83 51L80 53V55H82L83 54V56H86L85 55V53H84ZM98 52H100V51H98ZM130 53L132 52V51H129ZM128 52V53H129ZM162 52V51H161ZM94 53V52H93ZM101 53V52H100ZM100 53H99V55H100ZM134 53V52H133ZM157 53V52H156ZM159 53V52H158ZM212 53V52H211ZM230 53V52H229ZM232 53V52H231ZM3 54V53H2ZM1 54V55H2ZM106 54H105V57H106ZM160 54V53H159ZM163 54V53H162ZM162 54H160V55H162ZM234 54V52L232 53V55ZM259 54V53H258ZM6 55V54H5ZM8 55V54H7ZM96 55V54H95ZM98 55V57H99V59H100V57L102 58V56L100 55L99 56ZM134 55H136V53H134ZM154 55V54H153ZM156 55V54H155ZM186 55V54H185ZM236 55V54H235ZM73 56H75V54L73 55ZM88 56V55H87ZM112 56V55H111ZM131 56H132V54H131ZM130 56V57H131ZM157 56V55H156ZM234 56V55H233ZM104 57V56H103ZM118 56H116V58H117ZM127 57V56H126ZM147 57V56H146ZM149 57V56H148ZM148 57L147 58H144V57H141V56H139V57H137V58H141L142 59V61H144L145 59H146V61L148 60ZM153 57V56H152ZM157 57H159V56H157ZM211 57V56H210ZM232 57V56H231ZM235 57V56H234ZM234 57H232V59L234 58ZM86 58H88L89 59V57H86ZM108 58V57H107ZM110 58V57H109ZM136 58V57H135ZM153 58H155V56L153 57ZM175 58V57H174ZM216 58V56H214V59ZM71 59H73V58H71ZM80 59H81V57H80ZM92 59V58H91ZM115 59V58H114ZM118 59V58H117ZM133 60L132 61H134L135 59L134 58H132ZM161 59V58H160ZM188 59V58H187ZM186 59V60H187ZM188 59V60H189ZM211 59H213V58H211ZM213 59V60H214ZM217 59V58H216ZM247 59H248V57H247ZM74 60V59H73ZM83 60V59H82ZM87 60V59H86ZM93 60H94V57H93ZM102 60V59H101ZM109 60V59H108ZM111 60V59H110ZM119 60V59H118ZM162 60V59H161ZM166 60V59H165ZM172 60H173V58H172ZM185 60V59H184ZM238 60V59H237ZM244 61L246 60V59H243ZM1 61V60H0ZM72 61V60H71ZM75 61V60H74ZM73 61V62H74ZM92 61V60H91ZM123 61H125V63L127 62L126 60H123ZM123 61H121V62H123ZM131 60H129V62H130ZM138 61V60H137ZM191 61V60H190ZM239 61H240V59H239ZM239 61H237V62H239ZM247 61V60H246ZM11 62V61H10ZM68 62V61H67ZM72 62V63H73ZM85 62V61H84ZM95 62H99V63H101L100 61H98V58H97V61H95ZM135 62V61H134ZM141 62V61H140ZM149 62V61H148ZM159 63H160V61H158ZM170 62V61H169ZM173 62V61H172ZM3 63V62H2ZM75 63V62H74ZM73 63V64H74ZM79 63V62H78ZM82 63H83V61H82ZM113 63H114V61H113ZM131 63V62H130ZM130 63H128L129 64V66H128V68L130 67ZM150 63V62H149ZM141 64V63H138V64H140V65H138L137 67H139V68H141V70L144 72L145 71V73L143 74V76L144 77H147V79H149V78H151L152 76H153V72H154V70H157V68H158V66H157V68H155V69H153V68H149V65L151 64ZM161 63H163V62H161ZM212 63V64H211ZM220 63V62H219ZM0 64H1V62H0ZM8 64V63H7ZM67 64V63H66ZM73 64H72V66H73ZM81 63H79V65H80ZM120 64V63H119ZM124 64V63H123ZM127 64V63H126ZM126 64H124L123 65V67L124 66H127ZM135 63H133V65H134ZM156 63H154V65H155ZM179 65L178 66H181V64L180 63H178ZM183 64V63H182ZM82 65V64H81ZM80 65V66H81ZM97 65V64H96ZM244 65V64H243ZM9 66V65H8ZM12 66V65H11ZM60 66V65H59ZM71 65H70V68L72 67ZM146 66H147V69H146ZM156 66V65H155ZM171 66V65H170ZM175 66H176V64H175ZM193 66V65H192ZM251 66V65H250ZM249 66V67H250ZM3 67V66H2ZM6 67H7V65H6ZM83 67V66H82ZM134 67H136V66H133V68ZM151 67V66H150ZM160 67V66H159ZM161 67H163V70H166V69H168V68H165V66L162 64V66ZM167 67V66H166ZM187 67H189V66H187ZM197 68H198V66H196ZM231 67V66H230ZM10 68H12V67H10ZM75 68V67H74ZM127 68V70H129ZM231 68H233V67H231ZM261 68V67H260ZM260 68H258V69H256L255 70V72L256 71H258V72H247V74H249V76L251 77V76H259V78L260 77H263V76H260V75H264V69H260ZM6 69V68H5ZM4 69V70H5ZM9 69V68H8ZM62 69V68H61ZM64 69V68H63ZM67 69V68H66ZM66 69H64V70H66ZM76 69V68H75ZM77 69H79L78 67H77ZM76 69V70H77ZM82 69V68H81ZM119 69V68H118ZM126 69V68H125ZM131 69V68H130ZM161 69V68H160ZM159 69V70H160ZM178 69V68H177ZM181 69V68H180ZM190 69H192V67H190ZM194 69H196V68H194ZM193 69V70H194ZM252 69V68H251ZM251 69H249V70H251ZM260 69V70H259ZM1 70H3V69H1ZM116 70V69H115ZM163 70H161V71H163ZM170 70H171V68H170ZM169 69H168V71H170ZM183 70V69H182ZM186 70H187V68H186ZM198 70H200L199 68H198ZM233 70V69H232ZM247 70V69H246ZM58 71H59V69H58ZM136 71V70H135ZM141 71V72H142ZM213 71H214V69H213ZM253 71V70H252ZM17 72H18V70H17ZM74 72V71H73ZM73 72H71V73H73ZM114 72V71H113ZM117 73H118V70L116 71ZM124 72H125V70H124ZM164 72V71H163ZM189 72V71H188ZM201 72V71H200ZM246 72H244V74L246 73ZM1 73V72H0ZM5 73V72H4ZM16 73V72H15ZM19 73V72H18ZM157 73V72H156ZM172 73V72H171ZM170 73V74H171ZM242 73L243 72H241V74H239V73H234V74H237V76H238V79L239 80H241L244 76H242ZM20 74V73H19ZM114 74V73H113ZM112 74V75H113ZM124 74V73H123ZM138 74V73H137ZM142 74V73H141ZM154 74H155V72H154ZM161 75V73H158L157 75ZM162 74H164V73H162ZM167 74V73H166ZM170 74H168V75H170ZM179 74V73H178ZM199 74V73H198ZM202 74V73H201ZM220 74V73H219ZM8 75V74H7ZM65 74L63 73L61 76H64ZM116 74H114L113 75V77L115 76ZM156 75V76H157ZM192 75V74H191ZM191 75H189V76H191ZM246 75V74H245ZM126 76V75H125ZM130 76V75H129ZM133 76V75H132ZM139 76H140V74H139ZM155 76V75H154ZM153 76V77H154ZM193 76H194V74H193ZM4 77H6V76H4ZM53 77V76H52ZM112 77V78H113ZM116 77V76H115ZM120 77H122V76H120ZM140 77H142V76H140ZM144 77L142 78V79H144ZM163 77V76H162ZM166 77V76H165ZM169 77V76H168ZM195 77V76H194ZM201 77V76H200ZM6 78H8V77H6ZM15 78V77H14ZM55 78H56V76H55ZM59 78H60V76H59ZM68 78H69V75H68ZM119 78V77H118ZM122 78H124V77H122ZM133 78V77H132ZM159 79L158 80H160V79H162L161 77H158ZM174 78V77H173ZM183 78V77H182ZM191 78V77H190ZM223 78V77H222ZM11 79V78H10ZM18 79V78H17ZM57 81H58V76H57ZM56 79H55V81H56ZM65 79H66V82H68L67 80V78H63V79H60V81H65ZM120 79V78H119ZM141 79V78H140ZM155 79H157V78H155L154 77V80ZM163 79H165V78H163ZM178 79H181V78H178ZM201 79V78H200ZM245 79H246V77H245ZM253 79V78H252ZM5 80V79H4ZM70 80V79H69ZM113 80H115V78H113ZM118 80V79H117ZM116 80V81H117ZM121 80H123V79H121ZM120 80V81H121ZM153 80V81H154ZM171 80V79H170ZM170 80H169V82H170ZM176 80V79H175ZM210 80V83H211V79H209ZM255 80V79H254ZM258 80H260V79H258L257 78V80H255V81H253V82H255V84L257 85V86H259L256 82L258 81ZM264 80V79H263ZM262 80V81H263ZM10 81V80H9ZM15 81V80H14ZM13 81V82H14ZM39 81H40V79H39ZM63 81L62 82H60V84H58L57 83V85H60V88H62L61 90H60V92L61 93H58V91L57 90H59L58 88H57V90H55V92L54 93H58V95L60 96V99H61V101L59 102V101H52V103L53 104H56L55 106L53 105V107H54V109L55 110H53L52 111V113H51V115L50 116H52V118H53V120L51 121V122H53V123H49L47 126V129H46V133L48 134V132H49V134H48V139H49V135H52L53 137H51L52 138V140L53 139H57L59 136H62L63 137V139H62V142L64 143V145H65V148L66 149H71L72 148V145L73 144H75V142L73 141L75 138L76 139H79V140H81L82 138H81V136H82V134H83V131H87V129H89V128H86V127H89L90 125L88 124V126H85V128L86 129H84L83 131L82 130H80V131H82V132H80V134L79 135H77V129L79 128V126H80V124L83 122V118H84V115H85V113H86V111L89 109V107H90V104L92 103V102H94L95 100H96V98H95V96L96 95H93V93L91 92V90H90V88H88V86H82L80 83H73L70 87H66V86H64V84H63V86H62V84L61 83H63ZM82 81V80H81ZM85 81V80H84ZM111 81V80H110ZM120 81H119V83H120ZM125 81V80H124ZM137 81V80H136ZM151 82V83H153V84H156V80H155V83L154 82ZM183 81V80H182ZM185 81V80H184ZM261 81V80H260ZM12 82V81H11ZM19 82V81H18ZM17 82V83H18ZM126 82H128V80L126 81ZM125 82V83H126ZM144 82V81H143ZM204 82H206V84L209 82H207V81H205V79H204ZM250 82H252L251 80H250ZM39 83V82H38ZM38 83H36V84H38ZM108 83V82H107ZM116 83V82H115ZM130 83H131V81H130ZM134 83V82H133ZM149 83V82H148ZM147 83V81H146V84H148ZM163 83V82H162ZM202 83V82H201ZM209 83V85H213V84H215V82L214 83H211L210 84ZM19 84V83H18ZM23 84V83H22ZM40 84V83H39ZM49 84H54V82L53 83H49ZM117 84V83H116ZM116 84H114L113 83V85H116ZM132 84V83H131ZM158 84H159V82H158ZM157 84V85H158ZM167 84H169V83H167ZM251 84H253V83H251ZM1 85V84H0ZM27 85V84H26ZM107 85H109V84H107ZM106 85V86H107ZM118 85H120V84H118ZM118 85H116V86H118ZM124 85V84H123ZM136 85V84H135ZM134 85V86H135ZM160 85V84H159ZM174 85V84H173ZM208 85V86H209ZM249 85V84H248ZM261 85V84H260ZM54 86V88H56V86L55 85H51V87H53ZM105 86V85H104ZM105 86V87H106ZM111 86V85H110ZM120 86H122V83H121V85ZM130 86V85H129ZM144 86V85H143ZM156 85H154V87H155ZM175 86V85H174ZM257 86H256V88H257ZM48 87V86H47ZM114 87V86H113ZM123 87V86H122ZM152 87V86H151ZM170 87V86H169ZM173 87V86H172ZM178 87H181V86H178ZM228 87V89H231V88H234V87H236V86H234V85H227V86H225V88H227ZM246 87H248V86H246ZM246 87L244 86V84L243 83H239L238 84V86L236 87V88H238L237 90H243V91H245L246 90ZM42 89H43V87H41ZM54 88H52V89H54ZM140 88V87H139ZM208 88V87H207ZM214 88V87H213ZM251 88V87H250ZM1 89H3V87L1 86ZM6 89V88H5ZM41 89V90H42ZM48 89V88H47ZM114 88H112V90H113ZM129 88L126 86H124L122 89H120V88H116L115 89V92H117L116 94H118V93H120V94H123V93H127V90H128ZM146 89V88H145ZM150 89V88H149ZM165 89V88H164ZM163 89V90H164ZM215 89V88H214ZM248 89H249V87H248ZM248 89L245 91V92H243V93H250L249 91H248ZM110 90H111V88H110ZM147 90V89H146ZM150 90H153V89H150ZM170 90H171V87H170ZM173 90V89H172ZM176 90V89H175ZM193 90V89H192ZM227 90V89H226ZM236 90V89H235ZM3 91V90H2ZM107 91V90H106ZM129 91V90H128ZM138 91V90H137ZM156 91H158V90H156ZM168 91V90H167ZM4 92H6L7 93V90L6 91H4ZM141 92V91H140ZM175 92V91H174ZM193 93H188L187 95H183L182 93V95H180L179 97H178V99L180 98V100H177L176 102H174L173 104H176V110H174V107H173V105L171 104V103H169L170 105H166V107L164 108L165 109V112H163L164 110H162V112H160V109L158 110H155L157 113H159L160 112V115L158 116V119H156V121H155V123L153 124L152 122H150V121H148V122H146V123H144V120H143V123L145 124V130H146V133H144L143 132V134L145 135V137L148 139L146 142H149V140H152V143H150L149 145L151 146L150 147V152H148L149 151V146H147L148 148H147V153L148 154H150V157L151 158H149L148 160L150 161H144L145 159H143L142 157L144 156V154H146L145 152H146V147H145V145H143V144H146V145H148V143H146V142H144L143 140H144V136H143V134L141 135L140 134V136L139 135H137L138 137L136 138L137 140H136V144H137V147H140L141 146V144H142V141L144 142L142 145L143 146H141V151L143 150V147H145L144 148V150H145V152H144V150L141 152H139L138 154H136L135 156H133V155H131L130 154V151H129V149H128V146H127V141H126V139L125 138H119L118 139V143L117 144H115V143H113L114 142V140L112 141V143L110 144V145H107V146H104V148H103V150H102V156H100L97 152H96V149H95V146L94 147H90L89 145L90 144H86V154H85V162H86V164L84 165V166H82L81 164H82V162L84 161L83 159V161L82 162H80L81 160V158L82 157H80V159H79V157H78V159H79V161H77L76 159H72L73 161L72 162H70V169H68V170H66L67 172H69V170H71L72 171V178H71V182H72V184H73V186L72 187H74V188H77V189H75V191L76 192H81V189L83 190V188H85L84 190H83V194H85V190H87V188H86V186H87V184L89 183V186L90 185H93V188L96 190V188H98L97 190H99L100 192L102 191V197L104 198V200L106 201V202H108V204L109 205H107L105 208L106 209H108V208H113V209H117L118 211H124V212H128L129 210H131L135 205H137V204H140V203H142V202H145V201H148V202H152V203H158L159 204V202L161 201V200H163V197L165 196L164 194H162V193H160V194H156V195H154L153 193L155 192L153 189H155V185L157 184V183H155L156 181L157 182H161L160 184H162V186L164 185L163 183L165 182V181H167V180H164V181H162V177H164V176H162V173L164 174V173H166V172H168V173H166V174H169V176H170V171L168 170V169H172V168H174V167H172V168H170L171 166H169L168 165V163L166 162V160L168 159L166 156H164L165 155V153H163L162 154V152H160V149H163V147H165V143L164 142H159V139H162V135L160 134V135H156V136H154L155 134H154V132H156L157 131V128L158 127H161V126H163V127H165V129L166 130H168V131H166V133H167V137H166V139H169L171 142H173L174 140L177 142V144H178V142H181L180 140H182V141H184L185 140V142H186V139H187V142H189L190 143V141H198V143L199 144H202V145H200L199 146V149L201 148L202 149V151H201V153H203V151H204V149L206 148V147H208L207 146V143H209L210 144V142L208 141V140H205L204 141V139H202L201 140V138L202 137H204L205 136V139L207 138V137H210V136H213L214 135V133L215 132H217V131H222V130H225V132L224 133H220L219 135H216V133H215V135L216 136H223V137H226L225 138V140L227 141V140H234L235 141V143H237V145H238V148L236 149L237 150V153H235V154H231V153H229L228 154V156H227V158L226 159H224V162H222L221 160L222 159H220L219 160V158H216V160H214V161H211L210 162V164L209 163H207L210 167H211V172H209V174L211 173V175H210V177L206 174V173H204L205 175H207L209 178H207V179H209V180H206L205 179V181H203V183H202V185H201V187H200V191L199 192H194V193H189L188 192V190H187V192H183L182 190L184 189V188H182V190H181V188L180 189H178V190H171V192H173V194L175 195V194H178V196H180V198H182L181 200H184V202H185V200H189V201H200V202H202L201 200H203V201H207L206 203H210L209 201L210 200H212L211 202H214L215 204L214 205H216V203L219 205V203L223 200L222 199V197L224 196V192H227L228 193V187H230V185H232V186H236V184L237 183H239V186L237 187V189L236 190H239V192L237 191L236 193L238 194V193H240V194H238V196H237V198H240V197H243L244 196V198L245 197H250L252 194L251 193H253L254 192V190L256 191V190H258L259 188H264V167H260L259 165L261 164V162L263 161H261L260 159H259V161L260 162H258V159H255V160H257V161H255L253 158H254V155L253 156H251L252 158V160L250 159H248L249 158V155H251L250 154V151L247 149V148H245L243 145H242V141L243 140H249L250 141V136L253 134V133H257L258 135H260L259 137H260V140H261V138H264V137H261L262 135L264 136V115H260V114H262V112L264 111L263 109L259 112V113H256L255 111L257 110L256 108H252L253 107V105H254V102L252 103L251 101H247V100H243V98H241V97H239V98H241V100H242V102H240V103H238L239 101H241L240 99H236L235 98V100H225V99H227L228 97H229V99L230 98H233L234 99V92H232V90L230 91L229 90V92L228 91H225L224 93H223V95H221V96H223V98L222 97H220L221 99H210V98H208V97H206V89H200V90H195V91H192ZM231 92V93H230ZM254 92V91H253ZM0 93H1V91H0ZM41 93V95H42V97L43 96H46V95H44V94H42V91H40L39 92V94ZM53 93V94H54ZM107 93V92H106ZM114 93V92H113ZM129 93V92H128ZM127 93V94H128ZM251 93H252V91H251ZM250 93V94H251ZM63 94V96L61 97V95ZM127 94H126V96H127ZM163 94H165V91H164V93ZM162 93L161 94H158V95H156L157 97H159V98H163V99H165V95L166 96H168L167 95V93L165 94V95H163ZM186 94V93H185ZM208 94V93H207ZM253 94V93H252ZM3 95V94H2ZM1 95V96H2ZM58 95H55L54 97H53V99H55V98H57V96ZM107 95V94H106ZM108 95H109V93H108ZM110 95H112L111 93H110ZM124 95V94H123ZM123 95H121V96H123ZM129 95V94H128ZM134 95H136V93L134 94ZM140 95H142V94H140ZM171 95V94H170ZM173 95V94H172ZM245 95V94H244ZM5 96V95H4ZM120 96V97H121ZM130 96V95H129ZM133 96V95H132ZM156 96H154V97H156ZM231 96V97H230ZM249 96V95H248ZM104 97H105V95H104ZM103 97V98H104ZM255 98H256V96H254ZM260 97L261 98H264V96H261L260 95ZM260 97H258V98H260ZM36 98H37V96H36ZM47 98H51L50 97V95H48L47 96ZM135 98V97H134ZM148 97H146V99H147ZM182 98V99H181ZM3 99V98H2ZM38 100L40 99V100H42V98H40V95H39V98H37ZM44 100H42L44 103L43 104H46V100H45V98H43ZM176 99H177V97H176ZM246 99V98H245ZM253 99V98H252ZM28 100L29 99H27V100H25V102L27 101V103H28ZM39 100V101H40ZM101 100H104V99H101ZM118 100V99H117ZM126 100V99H125ZM131 100V99H130ZM129 100V101H130ZM145 100V99H144ZM218 100H220V102H218ZM249 100V99H248ZM259 100V99H258ZM48 101V100H47ZM263 101V100H262ZM4 102V101H3ZM49 102H51V101H49ZM57 102V103H56ZM163 102V101H162ZM26 103V104H27ZM40 103V102H39ZM38 103V104H39ZM140 103V102H139ZM144 102H142V104H143ZM158 103H160V102H158ZM25 104V105H26ZM42 104V103H41ZM49 104V103H48ZM48 104H46V105H48ZM58 104H60V106H58ZM62 104V105H61ZM138 104V103H137ZM148 104V103H147ZM151 104V103H150ZM141 105V107H139V105H138V107H139V109L137 110V111H134V113H136V112H141L140 113V115H142V113H143V111L144 110H150L151 112H149V114L150 115H152V113L154 112V109H152V108H157L155 105ZM263 104V103H262ZM262 104H260V103H258V102H256V105H255V107L256 106H259V105H262ZM28 106H29V103L27 104ZM40 105V104H39ZM133 105V104H132ZM159 105V104H158ZM243 105V106H242ZM27 106V107H28ZM50 106V105H49ZM175 106V105H174ZM43 107V108H42ZM57 107V108H56ZM121 107V106H120ZM137 107V108H138ZM261 107V106H260ZM30 109L32 108V105L29 107ZM42 108V109H41ZM44 106L43 105H41L40 106V109L42 110V112H43V110H44ZM118 108V107H117ZM124 108V107H123ZM132 108V107H131ZM257 108H259V107H257ZM263 108V107H262ZM40 109H38V111L40 110ZM115 109V108H114ZM122 109V108H121ZM121 109H117V110H121ZM134 109V108H133ZM163 109V108H162ZM256 109V110H255ZM33 112H34V114H35V109H31ZM122 110H125V109H122ZM153 110V111H152ZM146 111H144V112H146ZM159 111V112H158ZM255 112L256 113V115H259V116H254L255 114L253 113V112ZM4 112H6L5 110H4ZM39 112H41V111H39ZM56 112V113H55ZM104 112V111H103ZM125 112V111H124ZM54 113V114H53ZM100 113V112H99ZM130 113V112H129ZM34 114H32V115H34ZM101 114V113H100ZM103 114H105V113H103ZM122 114H124V113H122ZM264 114V113H263ZM125 115H127L126 114V112H125ZM138 115H139V113H138ZM99 116V115H98ZM131 116H132V114H131ZM145 116L146 115H144V118H145ZM34 117V116H33ZM32 117V118H33ZM49 117V116H48ZM110 117V116H109ZM149 117H152V116H149ZM155 117H157V116H155ZM35 118V117H34ZM33 118V119H34ZM49 118H51V117H49ZM48 118V119H49ZM51 118V119H52ZM111 118V117H110ZM126 118V117H125ZM128 118V117H127ZM127 118H126V121H127ZM21 118H19V120H20ZM147 119H149V118H146V120ZM18 120V121H19ZM38 120V119H37ZM40 120V119H39ZM38 120V123L39 122H41V120L39 121ZM44 120H45V118H44ZM43 120V121H44ZM98 120V119H97ZM97 120H95V122L97 121ZM109 120V122H111L110 121V119H108ZM129 120H130V118H129ZM128 120V121H129ZM142 120V119H141ZM3 122H4V120H2ZM115 121V123H116V119L114 120ZM118 122L119 121H121V120H117ZM6 122V121H5ZM31 122V121H30ZM44 122H46V121H44ZM87 122V121H86ZM92 122H93V120H92ZM94 122V123H95ZM122 122H123V120H122ZM100 123V122H99ZM114 123V124H115ZM119 123H121V122H119ZM20 124V123H19ZM40 124V123H39ZM91 124V123H90ZM108 124V123H107ZM106 124V125H107ZM122 124H124V123H122ZM128 124H132V122L130 123V122H128ZM94 125H96V124H94ZM105 125V126H106ZM111 125L112 126H114L113 125V123L111 122ZM111 125H109V126H111ZM116 125H118V124H116ZM7 126V125H6ZM84 126V125H83ZM92 126V125H91ZM90 126V127H91ZM104 125H103V128L105 127ZM108 126V127H109ZM109 127V128H114V127ZM132 127H134L133 125H131ZM0 127H1V125H0ZM93 127V126H92ZM91 127V128H92ZM97 127H99V125L97 126ZM174 127H177V129L175 130L174 129V131L173 132H169L170 130H173V128ZM84 128V127H83ZM127 128V127H126ZM125 128V129H126ZM4 129H6V128H4ZM97 129V128H96ZM108 129V128H107ZM117 129V128H116ZM116 129L113 131L112 130V132H115L116 131ZM159 129V128H158ZM98 130V129H97ZM108 130H110V129H108ZM121 130H123V129H121ZM92 131V130H91ZM103 131V130H102ZM117 131H118V129H117ZM94 132V131H93ZM104 132V131H103ZM102 132V133H103ZM106 132V131H105ZM104 132V134H106ZM159 132V131H158ZM97 133V132H96ZM94 134V133H93ZM97 134H99V130H98V133ZM31 135V134H30ZM84 135V134H83ZM89 135V134H88ZM92 135V134H91ZM77 136V137H76ZM90 136V135H89ZM165 136V135H164ZM163 136V137H164ZM202 136V137H201ZM255 136V135H254ZM4 137V136H3ZM201 137V138H200ZM37 138V137H36ZM81 138V139H80ZM96 138V137H95ZM95 138H93V140L95 139ZM146 138H145V140H146ZM165 138V137H164ZM27 139V138H26ZM47 139V138H46ZM59 139H60V137H59ZM75 139V140H76ZM112 139H113V137H112ZM115 139V138H114ZM252 139V138H251ZM93 140H91L90 142H93L94 143V141ZM200 140V141H199ZM24 141V140H23ZM49 141H50V139H49ZM48 141V142H49ZM54 141H57V142H54ZM53 141V143L52 142H50L49 144L46 142L45 144H48V145H51V143L52 144H56V147H58L59 148V146H57L58 144H59V142L60 141H58V140H54ZM99 141V140H98ZM168 141V140H167ZM206 141H208V142H206ZM236 141H238V142H236ZM6 142V141H5ZM103 142V141H102ZM102 142H99V144H101ZM117 142V141H116ZM169 142V141H168ZM170 142V143H171ZM176 142H174V143H176ZM204 142H206V144H204ZM219 142H223V141H219ZM230 143H233V142H231V141H229ZM22 142L20 141V145L22 146L23 144H21ZM58 143V144H57ZM73 143V144H72ZM167 143V142H166ZM183 143V142H182ZM181 143V146L180 147H182L183 146V144ZM196 143V142H195ZM246 143V142H245ZM244 143V144H245ZM247 143H250V142H247ZM25 144V143H24ZM70 144H72L70 147H69V145ZM169 144V143H168ZM185 144V143H184ZM211 144L212 145H214L213 144V142H211ZM220 144V143H219ZM27 145V144H26ZM75 145H77V143L75 144ZM170 145V144H169ZM180 145V144H179ZM193 145H195V144H193ZM263 145V144H262ZM54 146V145H53ZM92 146V145H91ZM178 146V145H177ZM185 147H186V145H184ZM183 146V147H184ZM211 146V145H210ZM214 146H216V145H214ZM224 146V145H223ZM222 146V147H223ZM47 147V146H46ZM56 147H54V148H52V151H53V149H56V152L54 151V152H52L53 153V155L52 156H55L56 157V153H57V148ZM69 147V148H68ZM196 147H197V145H196ZM213 147V146H212ZM219 147V146H218ZM229 147V146H228ZM22 148V147H21ZM32 148V147H31ZM42 148H44V147H42ZM78 148H80L79 146H78ZM179 148V147H178ZM195 148V147H194ZM235 148V147H234ZM255 148V147H254ZM257 148V147H256ZM255 148V149H256ZM259 148V147H258ZM258 148H257V150H258ZM261 148V147H260ZM60 149V148H59ZM62 149V148H61ZM60 149V150H61ZM81 149V148H80ZM138 149V148H137ZM165 149V148H164ZM228 149V148H227ZM8 150V149H7ZM79 150V149H78ZM82 150V149H81ZM176 150V149H175ZM197 150H198V148H197ZM207 150V149H206ZM205 150V151H206ZM216 150L217 149H214V151L216 152ZM224 150V149H223ZM223 150H221V151H223ZM228 150H230V149H228ZM235 150V149H234ZM235 150V151H236ZM256 150V151H257ZM80 151V150H79ZM137 151V150H136ZM162 151V150H161ZM174 151V150H173ZM225 151H227V150H225ZM225 151H223V153L225 152ZM260 151V150H259ZM47 152H48V150H47ZM59 152V151H58ZM119 152H121L120 153V155H118V153ZM132 152V151H131ZM144 152V154H143V156H142V154L141 153H143ZM160 152V153H159ZM232 152V151H231ZM81 153H83L82 151H81ZM137 153V152H136ZM213 153V152H212ZM223 153L221 152V155H223ZM253 153V152H252ZM70 155L72 154V155H75V156H77L78 154H77V150H72L70 153H69ZM169 154V153H168ZM256 154V153H255ZM264 154V153H263ZM4 155V154H3ZM21 155V154H20ZM79 155H80V153H79ZM84 155V154H83ZM170 155V154H169ZM185 155V154H184ZM188 155H190V154H188ZM218 155V154H217ZM232 155H234V156H232ZM260 155V154H259ZM31 156V155H30ZM175 156H176V154H175ZM178 156V155H177ZM176 156V157H177ZM37 157V156H36ZM84 157V156H83ZM149 157V156H148ZM193 156L191 155V156H189V157H185V159H183V160H185V162L186 163H184L183 164V167L182 166H180V163H182V162H184L182 159V162H180V160L178 159V160H175V162H173L174 163V166L176 167V169L174 168V172H173V169L171 170L172 171V173L171 174H174L175 172V174L173 175V177H170V179L172 178V181H173V178H175L174 176H176V174L178 173V174H180V171L179 170H181V174H189V172L191 173V171L193 170V168H190V167H193L194 165H192V163L194 164V162H189L188 163V160L190 159H193L192 158ZM204 157V156H203ZM235 157H237L238 158V160H239V162H237V160L233 163V161H234V158ZM260 157V156H259ZM71 158H73L72 156H71ZM71 158H70V160H71ZM146 158V157H145ZM167 158V159H166ZM178 158V157H177ZM200 158V157H199ZM213 158V157H212ZM236 158V159H237ZM21 159V158H20ZM143 159V160H142ZM194 159H195V156H194ZM197 159V158H196ZM209 159H211V157L209 158ZM39 160V159H38ZM66 160L68 161V158H66ZM170 160V159H169ZM168 160V162L170 163V165H172V162H170ZM189 160V161H190ZM206 161L208 160V159H205ZM254 160V161H253ZM33 161V160H32ZM66 161V162H67ZM172 161H174V159L172 160ZM192 161V160H191ZM193 161H195V160H193ZM204 161V160H203ZM13 162V161H12ZM23 162V161H22ZM35 162V165H36V163H37V160L36 161H34ZM253 162V163H252ZM257 162L259 163V165H257ZM45 164H47L46 162H44ZM191 163V164H190ZM203 163V162H202ZM12 164V163H11ZM49 164V163H48ZM84 164V163H83ZM150 164H152V165H154L156 168H154V169H152L151 167H150ZM151 165V166H152ZM166 165H167V167H166ZM190 165H192V166H190ZM204 165V164H203ZM207 165V166H208ZM29 166V165H28ZM39 166V162H38V165H36V166H34V167H38ZM205 166V165H204ZM22 167V166H21ZM40 167V166H39ZM239 167H240V169H239ZM246 167V168H245ZM24 168V167H23ZM33 168V167H32ZM192 169V170H190V169ZM194 168H197V167H194ZM208 168V167H207ZM20 169V168H19ZM66 169H67V167H66ZM29 170V169H28ZM42 170V172L43 173H45V171H43L44 169H42V168H40V171ZM85 170V171H84ZM190 170V171H189ZM12 171V170H11ZM30 171V170H29ZM178 171V172H177ZM204 171V170H203ZM218 173H217V172ZM24 172V171H23ZM41 172V174H43ZM67 172H65V173H67ZM183 172V173H182ZM195 172V171H194ZM193 172V173H194ZM208 172V171H207ZM217 174H216V173ZM14 173V172H13ZM17 173V172H16ZM15 173V177H16V174ZM192 173V174H193ZM215 173V174H214ZM40 174V175H41ZM68 174V173H67ZM70 174V175H71ZM177 174V175H178ZM199 174V173H198ZM219 174V175H218ZM25 175V174H24ZM37 175V174H36ZM39 175V174H38ZM37 175V176H38ZM118 175H119V177L120 176H124L125 178H126V180L124 179V181H125V183L127 184L128 182V184L125 186V185H123V186H125V187H120V185L121 184H119V179L121 178H118ZM28 176H29V173H28ZM33 176V175H32ZM84 176H88L87 178L89 179V181H88V179H85V178H83ZM189 176V175H188ZM18 177V176H17ZM21 177V176H20ZM20 177H18V180L20 179ZM40 177H42V176H40ZM128 177H129V179H128ZM168 177V176H167ZM190 177V176H189ZM193 177V176H192ZM22 178V177H21ZM38 178H39V176H38ZM30 179V178H29ZM181 179V178H180ZM180 179H178V180H180ZM193 179V178H192ZM191 179V180H192ZM199 179V178H198ZM35 179H33V182H35L34 181ZM41 180V179H40ZM46 179H43V177H42V183L44 182V183H47L46 181H45ZM122 180H123V178H122ZM121 180V181H122ZM177 180V179H176ZM177 180V181H178ZM195 180H197V179H195ZM127 181V182H126ZM181 181V180H180ZM209 181H210V183H209ZM19 182L21 183V181L19 180ZM29 182V181H28ZM110 182H112L113 183V185H112V183H110ZM174 182V181H173ZM192 182V181H191ZM19 183V184H20ZM36 184H37V182H35ZM109 183H110V186L112 185V189H114V190H112V191H115L116 190V194L119 196V198H118V196H117V198L118 199H120V200H124L123 202H120V203H117L116 201H114V200H108V196H109V193H113L111 190V192H109L108 193V191H107V185L109 186ZM124 183V182H123ZM168 183V182H167ZM172 183V182H171ZM185 183H186V181H185ZM155 184V185H154ZM159 184V185H160ZM208 184L209 185H211L210 187L208 186ZM230 184V185H229ZM255 184V185H254ZM22 185V184H21ZM31 185H33V184H31ZM50 184H48V186H49ZM142 185H145L144 187L142 186ZM158 185V186H159ZM168 185V184H167ZM173 185V184H172ZM197 185V184H196ZM238 185V184H237ZM24 186V185H23ZM35 186H38V184L37 185H34V187ZM45 186V185H44ZM88 186V187H89ZM109 186V187H110ZM138 186H140V189L141 188H143V189H145V190H140V192L141 193H139L138 192V190H137V194L135 193V192H133V190H135L136 189V187L138 188ZM153 186H154V188H153ZM161 186V185H160ZM159 186V187H160ZM162 186H161V188H162ZM25 187V186H24ZM32 187V186H31ZM47 187V186H46ZM91 187V186H90ZM175 187V186H174ZM183 187V186H182ZM187 187V186H186ZM38 187H36V189H37ZM173 188V187H172ZM196 188V187H195ZM218 190H217V189ZM232 188V187H231ZM44 189H46V188H44ZM73 189V188H72ZM90 188H88V190H89ZM93 189V190H94ZM175 189V188H174ZM187 189V188H186ZM191 189V188H190ZM189 189V190H190ZM251 190V191H249V192H247L248 190ZM52 190H54L53 188L51 189V191ZM87 190V194H89L88 192L90 191V194H91V190H89L88 191ZM162 190V189H161ZM160 190V191H161ZM194 190H197V189H194ZM216 190V191H215ZM263 190V189H262ZM24 191H26V190H24ZM39 191H41V190H39ZM46 191V190H45ZM47 191H48V188H47ZM56 190H54V192H55ZM154 191V192H153ZM186 191V190H185ZM233 191V190H232ZM231 191V192H232ZM253 191V192H252ZM27 192V191H26ZM25 192V193H26ZM42 192V191H41ZM93 192L94 191H92V194H93ZM97 192V191H96ZM100 192H97L98 194L100 193ZM251 192V193H250ZM75 193V192H74ZM95 193V192H94ZM108 193V194H107ZM28 194V193H27ZM26 194V195H27ZM42 194L44 195V192H42ZM42 194L40 195V196H42ZM54 194V193H53ZM77 194V193H76ZM83 194H80V195H83ZM90 194L88 195V196H90ZM101 194V193H100ZM111 194H110V196H111ZM114 194V193H113ZM47 195H48V193H47ZM55 195V194H54ZM59 195V194H58ZM57 195V196H58ZM61 195V194H60ZM168 195V194H167ZM227 195V197L228 196H230V198H232V196L230 195V192H229V195L228 194H226ZM6 196V195H5ZM46 196V195H45ZM44 196V197H45ZM94 195H92V197L90 196V197H88L87 198V200L88 201H90L91 199H95L96 197H93ZM128 196V198L126 199L125 197H127ZM175 196H177V195H175ZM174 196V197H175ZM47 197V196H46ZM51 197V196H50ZM79 197V196H78ZM80 197H82V196H80ZM99 197V196H98ZM113 197V196H112ZM226 197V196H225ZM224 197V198H225ZM234 197H236V196H234V194H233V198ZM10 198V197H9ZM29 198H31V196L29 197ZM49 198V197H48ZM83 198V197H82ZM110 198V197H109ZM179 198V199H180ZM232 198V199H233ZM253 198V197H252ZM255 198V197H254ZM10 199H13V197L12 198H10ZM15 199V198H14ZM32 199V198H31ZM35 199H36V197H35ZM100 199V198H99ZM236 199V198H235ZM241 199V198H240ZM60 200H61V198H60ZM96 200V199H95ZM98 200V199H97ZM101 200V199H100ZM103 200V201H104ZM178 200V199H177ZM248 200H250V199H248ZM35 201H38L37 199L35 200ZM80 201V204L82 203L81 202V200H78L77 199V201L76 202H79ZM82 201H83V199H82ZM88 201H86L85 200V202H87L88 203ZM92 201V200H91ZM173 201V200H172ZM228 201V200H227ZM230 201V200H229ZM237 201H241V200H238L237 199ZM247 201V200H246ZM246 201H245V203H246ZM40 202V201H39ZM42 202V201H41ZM61 202V201H60ZM162 202V201H161ZM171 202V201H170ZM173 202H175L176 203V201H173ZM172 202V203H173ZM182 202V201H181ZM184 202H182V203H184ZM187 202V201H186ZM185 202V203H186ZM234 202V201H233ZM244 202V201H243ZM248 202V201H247ZM251 202V201H250ZM61 203H63V202H61ZM181 203V204H182ZM203 203V202H202ZM224 203V202H223ZM231 203V202H230ZM2 204V203H1ZM0 204V205H1ZM4 204V203H3ZM28 204H30L29 202H28ZM47 204V203H46ZM83 204V203H82ZM85 204V203H84ZM89 204H91V203H89ZM99 204V203H98ZM153 204V205H154ZM178 204V203H177ZM213 204V203H212ZM227 204V203H226ZM79 205V203L77 204V206ZM88 207H85V208H88L87 209V212H88V210L89 209H91V208H89V205L88 204H86ZM91 205H93V204H91ZM97 205V204H96ZM102 205V204H101ZM224 205V204H223ZM51 206V205H50ZM84 206V205H83ZM152 206V205H151ZM220 206V205H219ZM219 206H217L218 207V209H219ZM222 206V205H221ZM228 206H230V205H228ZM11 207V206H10ZM37 207H38V205H37ZM57 207V206H56ZM92 207V206H91ZM264 207V206H263ZM40 208H43V207H39L38 209H40ZM64 208V207H63ZM62 208V209H63ZM77 208V207H76ZM95 206H94V208H92V210L94 209L95 210ZM98 208V210L100 209V207H97ZM102 208V207H101ZM214 208H216V206H214ZM7 209H8V207H7ZM11 209H13L12 207H11ZM56 209V208H55ZM61 209V208H60ZM66 209V208H65ZM78 209H80V207L78 208ZM103 209V208H102ZM102 209H100V210H102ZM217 209V210H218ZM221 209V208H220ZM42 210H44V209H42ZM41 210V211H42ZM50 210V209H49ZM48 210V211H49ZM67 210V209H66ZM216 209H214V211H215ZM221 210H223V209H221ZM215 211V212H218L217 213V215H215V213H214V215L216 216V219H217V216L219 215V212L221 213V212H223V211ZM15 211V210H14ZM36 211V210H35ZM35 211H33V212H35ZM45 211V210H44ZM56 211V210H55ZM79 211V210H78ZM85 211V210H84ZM91 211V210H90ZM257 211V210H256ZM40 212V211H39ZM66 212V211H65ZM80 212V211H79ZM243 212V211H242ZM263 212V211H262ZM46 213V212H45ZM69 213H71V212H69ZM74 213V212H73ZM72 213V215H74ZM76 213H77V211H76ZM81 213H82V211H81ZM80 213V214H81ZM208 213H209V211H208ZM213 213V212H212ZM228 213H229V211H228ZM233 213H234V211H233ZM253 213V212H252ZM36 214V213H35ZM38 214V213H37ZM79 214V215H80ZM90 214V213H89ZM257 214V213H256ZM262 213L260 212V215L259 216H263L264 215V213H263V215H261ZM1 215V214H0ZM39 216H40V214H38ZM64 215H66V214H64ZM64 215H62V216H64ZM69 214H67V216H68ZM71 215V214H70ZM79 215H77V216H79ZM82 215V214H81ZM80 215V216H81ZM206 215V214H205ZM252 215V214H251ZM45 216V215H44ZM220 216V215H219ZM218 216V217H219ZM229 216V215H228ZM239 216V215H238ZM66 217V216H65ZM76 217V216H75ZM222 217V216H221ZM68 218H72V217H68ZM79 218V217H78ZM99 219H97V222H96V226H97V229H99L100 228V226H102V221H104L105 219H106V217H105V214H103V213H101V214H99V217H98ZM109 218V217H108ZM213 218H215V217H213ZM222 218H224V217H222ZM256 218V217H255ZM260 218V217H259ZM264 218V217H263ZM62 219H64V218H62ZM88 219V218H87ZM211 219V218H210ZM215 219V220H216ZM225 220H227L226 218H224ZM249 219V218H248ZM53 220V219H52ZM71 220V219H70ZM90 220V219H89ZM88 220V221H89ZM205 220V219H204ZM214 219H211V222L213 221ZM218 220V219H217ZM216 220V222H218ZM219 220H220V218H219ZM222 220V219H221ZM220 220V221H221ZM233 220V219H232ZM240 220V219H239ZM239 220H238V222H239ZM245 220V218L243 219V221ZM246 220H247V218H246ZM78 221H79V219H78ZM77 221V222H78ZM85 221H87V220H85ZM237 221V220H236ZM241 221V220H240ZM263 221V220H262ZM53 222V221H52ZM68 222V221H67ZM204 223L206 222V220L205 221H203ZM211 222H209V224L208 225H210V227L209 228H206L208 231H207V233H206V237L205 238H207L206 240L204 239V241H201V243H200V241H199V243L198 244H196V245H200L201 244V248H196L197 249V251H201L200 253V255L198 254V255H196V254H194L193 255V252L194 253H196L197 251H194L193 249H194V246H193V248H192V251L191 252H189V259L187 260V261H185L186 259L183 257V255H179V256H182L185 260H183L182 258V260L181 261H179L178 259H177V257L174 255H171V256H173L171 259H170V263L169 264H204L206 261V258H208L209 256H211L210 258L211 259H213L212 261H213V263L214 264H264V222L262 223V222H259L258 223V220L257 221H255L254 220V217H253V220H252V218H250V220H248V221H246L245 223L243 222V224H238V226L236 227L237 229V231H235V229H234V227L232 228V226H231V228H229V229H227L228 227V225L227 226H224V225H216L215 223H214V221H213V223H211ZM224 222H227V221H224ZM257 222V223H256ZM69 223V222H68ZM87 223V222H86ZM115 223V222H114ZM211 223V224H210ZM230 223V222H229ZM30 225H31V223H29ZM29 224H27L28 226H30ZM91 224V223H90ZM113 224V223H112ZM118 224V223H117ZM219 224V223H218ZM226 224V223H225ZM228 224V223H227ZM233 224V223H232ZM231 223H230V225H232ZM235 224H237V223H235ZM94 225V226H95ZM109 225V224H108ZM206 225V224H205ZM234 225V224H233ZM28 226H26V227H28ZM34 226V225H33ZM96 226L94 227V228H96ZM14 227V226H13ZM25 227V228H26ZM104 227V225L102 226V229H104L103 228ZM227 227V228H226ZM35 228V227H34ZM87 228V227H86ZM93 228V227H92ZM91 228V229H92ZM200 228V227H199ZM202 228H203V226H202ZM201 228V229H202ZM226 228V229H225ZM13 229V228H12ZM17 229H18V227H17ZM27 229V228H26ZM76 229H78V228H75V230ZM206 229H205V232H206ZM14 230H15V232H16V228H14ZM65 229H63L62 231H64ZM69 230V229H68ZM67 230V231H68ZM75 230H73V231H75ZM94 230V229H93ZM101 230V229H100ZM198 230V229H197ZM61 231V232H62ZM120 231V230H119ZM202 231H204V229L202 230ZM33 232H35V231H33ZM60 232V231H59ZM72 232V231H71ZM108 232H110V230L108 231ZM112 232V231H111ZM109 233L110 235H111V237L112 238H114L113 240H115V237H116V235L115 236H113L112 234L113 233ZM118 232V231H117ZM205 232H203L204 234H205ZM4 233V232H3ZM38 233H39V230H38ZM75 234H77V235H75V236H73V238L75 237L76 238V236H77V238H78V240H79V244H81L82 243V241H83V239H85L84 237H83V235H84V233H85V231H84V233L82 234V232H81V229H79V231L77 230V231H75L74 232ZM74 233H72V234H74ZM94 233V232H93ZM6 234V233H5ZM15 234V233H14ZM13 234V235H14ZM82 235V236H81ZM92 235V234H91ZM90 234L88 235L89 237L91 236ZM196 235V234H195ZM30 236H32V235H30ZM79 236L81 237V238H79ZM15 237H17V236H15ZM23 237V236H22ZM69 237V236H68ZM82 237H83V239H82ZM93 237V236H92ZM92 237L90 238V239H92ZM95 237V236H94ZM109 238V241L111 242V239L112 238ZM70 238V237H69ZM74 238V239H75ZM18 239V238H17ZM71 239V238H70ZM88 239V238H87ZM95 239V238H94ZM98 239V238H97ZM195 239V238H194ZM7 240V239H6ZM32 240V239H31ZM30 240V241H31ZM89 240V239H88ZM108 240V239H107ZM106 240V241H107ZM11 241V240H10ZM28 241V240H27ZM33 241V240H32ZM98 241V240H97ZM179 241V240H178ZM181 241V240H180ZM63 242V241H62ZM108 243V244H112V243ZM183 242V241H182ZM182 242H181V244H182ZM203 242V243H202ZM205 242V243H204ZM29 243V242H28ZM35 243V242H34ZM37 243V242H36ZM72 243V242H71ZM77 243V242H76ZM179 243V242H178ZM185 243V242H184ZM25 244V243H24ZM27 244V243H26ZM45 244V243H44ZM78 244V243H77ZM78 244V245H79ZM107 244V243H106ZM120 244V243H119ZM12 245V244H11ZM77 245V246H78ZM188 245H190V244H188ZM195 245V246H196ZM1 246V245H0ZM18 246V245H17ZM25 246V245H24ZM81 246V245H80ZM80 246H78V247H80ZM184 246H185V244H184ZM187 246V245H186ZM26 247V246H25ZM31 247V246H30ZM42 245L40 244V246H39V248H40V251H42L41 252V255H43L42 257L40 256V258L39 259H42V261L39 263V264H50L51 262H49V260L50 259H53L52 258V254H50V253H47V251H43L42 250ZM47 247V246H46ZM78 247H76L77 249H75V250H78ZM167 247V246H166ZM182 247V246H181ZM189 247V246H188ZM75 248V247H74ZM74 248H71V249H73L74 250ZM82 247H80V249H79V251L78 252H69V250L67 251L66 249H65V247H62L61 249H60V256H59V258L61 257V259H62V262L64 261V263L63 264H93L94 262H95V258H91V254H94L95 252H96V249H91V251H84V250H82L81 249ZM177 248H178V246H177ZM44 249V248H43ZM184 249V248H183ZM199 249V250H198ZM10 250V249H9ZM27 250H29V249H27ZM37 250H39V249H37ZM32 251V250H31ZM173 251V250H172ZM183 251V250H182ZM22 252V251H21ZM176 252H178V251H176ZM180 252H181V250H180ZM24 253V252H23ZM25 253H27V252H25ZM13 254V253H12ZM20 253H18V255H19ZM28 254V253H27ZM32 254V253H31ZM87 254H89V255H87ZM150 254V253H149ZM181 254H182V252H181ZM188 254V253H187ZM30 255V254H29ZM57 255H59V254H57ZM185 255V254H184ZM24 256V255H23ZM22 256V257H23ZM37 256V255H36ZM89 256V257H88ZM96 256V255H95ZM207 256V257H206ZM18 257V256H17ZM19 257L21 258V255H19ZM93 257V256H92ZM160 257V256H159ZM187 257V256H186ZM187 257V258H188ZM206 257V258H205ZM16 258V257H15ZM31 257H30V260H28L29 262L31 261ZM164 259V258H163ZM16 260V259H15ZM27 260V259H26ZM26 260H25V262H26ZM54 260V259H53ZM100 261V260H99ZM147 261V260H146ZM166 261V260H165ZM211 261V262H212ZM97 262V261H96ZM209 262V261H208ZM27 263V262H26ZM26 263H24L23 262V264H26ZM35 262H33V260L31 261V264H34ZM114 263V262H113ZM8 264V263H7ZM38 264V263H37ZM53 264V263H52ZM97 264V263H96ZM99 264H100V262H99ZM206 264V263H205ZM208 264V263H207ZM211 264V263H210Z\"/></svg>",
    "mask_w": 264,
    "mask_h": 264
}]
</instances>
